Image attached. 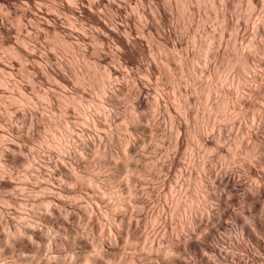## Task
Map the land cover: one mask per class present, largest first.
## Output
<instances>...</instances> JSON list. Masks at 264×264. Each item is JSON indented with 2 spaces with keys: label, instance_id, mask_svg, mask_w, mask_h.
Segmentation results:
<instances>
[{
  "label": "bare ground",
  "instance_id": "6f19581e",
  "mask_svg": "<svg viewBox=\"0 0 264 264\" xmlns=\"http://www.w3.org/2000/svg\"><path fill=\"white\" fill-rule=\"evenodd\" d=\"M47 2V3H50V9L49 10H51V11H53L52 13H49V12H47V11H49V10H43V8H45V7H47V6H43V8H42V6L40 5V3L39 2ZM123 2H125L126 3V1H124V0H122ZM122 1L120 2V0L119 1H114V0H0V5H2V7L4 6L5 8H7L8 10H13V14L15 15V16H17V18L16 17H14L15 18V20H16V22L15 23H13L12 21H11V23L12 24H15V27H13V25H11L10 23H9V21H8V17L7 16H4L3 14H1L2 13V10L0 11V42H1V44H5V43H8V42H10V41H12V40H10V38H9V34L11 33V32H13V30H20L19 28H21L20 26H19V24H20V20L21 19H24V18H28L27 19V21H29L31 24V26L33 27V26H37V27H39V28H43V30L42 31H44L45 30V33L47 34V35H52L53 36V38H55V39H57L59 42H61L66 48H68V49H70L71 50V52H72V50L74 51V49L76 50L77 48L79 49L80 48V46H79V44L78 43H80V42H82V43H84V41L86 40V36H85V32H86V28L84 29V27H83V25L85 24L86 25V23L85 22H90V23H92V24H94V26H95V28H97L98 29V32L95 30V29H93V31L95 30L97 33V36H95V40H94V42H95V44H96V46L98 47L97 49H98V52L97 51H95V52H97L96 54H94V56L92 55V50L89 52V51H85V53L83 52V54H80L81 55V61H82V58L83 59H87L86 61H88V59H93L96 63H101V62H108L109 63V61H105L106 59H107V55L106 54H108L107 52H106V54L104 53V49H105V42L107 41V43H108V40L109 41H111V43L115 46H117L118 48H119V51H118V55H119V57H118V55L117 54H115L114 52H113V54H115L116 56H117V58L116 59H122V60H128V61H131L132 59H133V57L134 58H136L135 57V55H137V54H142L143 52H145V50H146V48L144 49V45L142 44V41L140 40V39H138V37H135L134 36V32H133V29H132V27L128 24L129 22H128V19L129 18H127V17H125V13H127V12H125V13H123V17L125 18V23H124V25H123V23H122V25L120 26L119 24H120V21L118 22L119 24H116V22L115 21H113V22H115L114 24H112L111 22V19H109V21H111V22H108V21H106L105 20V18L103 19V18H101L100 16V9L99 8H97V7H102V8H104L105 9V12H106V10H107V12L106 13H108V11L112 14V15H115V17L118 19L119 17V15H121V13L123 12V8L126 6L127 8H128V6L127 5H125L123 8H122ZM147 1V0H146ZM149 1V0H148ZM155 1V0H154ZM158 3V6H159V3H160V1H158V0H156ZM167 1V0H166ZM186 1H189V0H183V3H185ZM191 1V0H190ZM195 1V0H194ZM201 1H203V0H201ZM209 1H211V0H209ZM228 1V0H227ZM226 1V2H227ZM252 1V0H251ZM127 2H128V0H127ZM180 2H182V1H180V0H169L168 1V8H167V10H168V12H167V14H166V11L167 10H165V13L163 12L164 11V9H163V11L161 12H156V13H158L156 16H158V18L160 19V21H161V23L164 25V24H167V23H169L170 22V24H171V22L173 21V19H174V16L176 15V10H177V8L179 7L178 5H182V4H180ZM192 2V1H191ZM197 2V1H196ZM195 2V3H196ZM199 2V1H198ZM204 2V1H203ZM224 2H225V0H224ZM257 2H259V1H257ZM47 3H45V4H47ZM166 3V2H165ZM189 3V2H188ZM209 3V2H208ZM228 3V2H227ZM230 3H232V1L230 2ZM127 4V3H126ZM156 4V3H155ZM156 4V5H157ZM189 4H191V3H189ZM17 5H20V7H19V9H17ZM184 5V4H183ZM186 5H187V3H186ZM185 5V6H186ZM165 6V5H164ZM226 6V5H225ZM125 7V8H126ZM141 7V6H140ZM161 7V6H160ZM159 7V8H160ZM192 7V6H191ZM233 7H234V5H233ZM97 8V10L99 9V11H97L96 10V12H98V13H96L95 12V9ZM125 8H124V10H125ZM165 8V7H164ZM188 8V7H187ZM193 8H195V7H193ZM47 9V8H46ZM104 9H103V11H104ZM143 9V8H142ZM156 9V8H155ZM158 9V8H157ZM156 9V10H157ZM161 9V8H160ZM227 9V8H226ZM145 10V9H144ZM179 10V9H178ZM190 10H192V9H190ZM194 10H196V9H194ZM193 10V11H194ZM103 11H101V14H102V12ZM186 11V10H185ZM192 11V12H193ZM11 12V11H10ZM170 12V13H169ZM188 12H189V10H188ZM191 12V13H192ZM12 13V12H11ZM132 13V12H131ZM145 13V12H144ZM196 13H199V12H197L196 11ZM10 14V13H9ZM39 14H41L43 17L42 18H40L39 17ZM58 14H62V15H64V16H67L66 18L68 19V21L69 22H67L68 24H66V25H62V23H63V21H60V16H58ZM109 14V13H108ZM108 14H106V15H108ZM125 14V15H124ZM152 14V13H151ZM104 15H105V13H104ZM188 15V14H187ZM194 15V12H193V14H192V16ZM222 15V14H221ZM10 16V15H9ZM127 16H129V14H127ZM132 16V15H131ZM217 16V15H216ZM223 16V15H222ZM226 16V15H225ZM224 16V17H225ZM63 17V16H62ZM110 17V16H109ZM149 17V16H148ZM153 17V16H152ZM176 17V16H175ZM190 17H191V15H190ZM196 17V16H195ZM10 18V17H9ZM14 18L12 19V20H14ZM122 18V17H121ZM123 18V19H124ZM134 18V17H133ZM155 18H157V17H155ZM158 18H157V20H158ZM197 18V17H196ZM223 18V17H222ZM40 19H42L43 20V22H39V20ZM65 19V18H64ZM114 19V18H113ZM112 19V20H113ZM117 19H115V20H117ZM187 19V18H186ZM194 19V18H193ZM218 19V18H217ZM25 20V19H24ZM119 20V19H118ZM130 20H132V18H130ZM183 20V19H182ZM224 20V19H223ZM152 21V20H151ZM159 21V20H158ZM202 21V20H201ZM28 22V23H29ZM62 22V23H61ZM122 22V21H121ZM132 22V21H131ZM156 22V21H155ZM160 23V22H159ZM200 23V22H199ZM198 23V24H199ZM21 24H22V22H21ZM147 24V23H146ZM149 24V23H148ZM170 24H168V25H170ZM201 24V23H200ZM67 25H69V27H67ZM84 25V26H85ZM88 25V24H87ZM154 25V24H153ZM160 24H158L157 25V23H156V26L158 27ZM162 25V26H163ZM172 25V24H171ZM177 25V24H176ZM202 25V24H201ZM228 25V24H227ZM238 25V24H237ZM25 26V25H24ZM41 26V27H40ZM64 26H66V28L64 27ZM93 26V25H92ZM133 26H134V24H133ZM149 26V25H148ZM185 26V25H184ZM28 27V26H27ZM136 27V26H135ZM135 27H133V28H135ZM150 27V26H149ZM155 27V26H154ZM164 28H166L167 26L166 25H164L163 26ZM169 27V26H168ZM172 27V26H171ZM177 27H178V25H177ZM177 27H175L174 26V28H177ZM201 27V26H200ZM225 27V26H224ZM39 28H36V29H38L39 30ZM77 28H79V30L80 31H76L75 29H77ZM152 28H153V26H152ZM163 28V29H164ZM257 28V27H256ZM34 29V28H33ZM35 29V30H36ZM88 29V28H87ZM120 29L122 30V31H120ZM155 29V28H154ZM166 29H168V28H166ZM179 28H177V29H175V30H178ZM203 29V28H202ZM228 29V28H227ZM258 29V28H257ZM260 29V28H259ZM259 29H258V34H259ZM137 30V29H136ZM156 30V29H155ZM165 30V29H164ZM174 30V29H173ZM204 30V29H203ZM159 31V30H158ZM161 31H163L162 30V28H161ZM179 31V30H178ZM205 31H207V30H205ZM256 31V30H255ZM39 32V31H38ZM37 32V33H38ZM122 34H121V33ZM183 32V31H182ZM187 32V31H186ZM221 32V31H220ZM15 33H17V32H15ZM14 33V35H17V34H15ZM37 33H36V36H37ZM44 33V32H43ZM88 34H89V32H87ZM92 33H94V32H92ZM91 33V34H92ZM135 33H138V32H136L135 31ZM160 33V32H159ZM164 33V32H163ZM174 33V32H173ZM176 33V32H175ZM177 33H179V34H181V37H183V35H182V33L179 31V32H177ZM225 33V32H224ZM19 34V33H18ZM170 35L171 36V31L168 29L167 31H166V35ZM212 34V33H211ZM260 34H263V33H260ZM28 35V34H27ZM39 35H41V33L39 34ZM45 35V34H44ZM87 35V34H86ZM90 35V34H89ZM88 35V36H89ZM162 35V34H161ZM167 35V39H170V38H168L169 36ZM177 35V34H176ZM196 35V34H195ZM206 35V34H205ZM210 35V34H209ZM237 35V34H236ZM46 36V35H45ZM88 36H87V38H88ZM159 36H160V34H159ZM164 36V35H163ZM162 36V37H163ZM180 36V35H179ZM178 36V37H179ZM207 36V35H206ZM211 36V35H210ZM141 37V36H140ZM161 37V36H160ZM174 38L173 39H175V35L173 36ZM177 37V36H176ZM35 38V37H34ZM92 38V37H91ZM94 38V37H93ZM144 38V37H143ZM164 38V37H163ZM213 37L211 36V39H212ZM17 39V38H16ZM27 39V38H26ZM90 39V38H89ZM166 39V36H165V40L163 39H161L162 40V42L158 45V47L160 48V50H159V48H157L159 51H161V49L164 51H168L169 50V52H167V54L169 53V56H167L166 55V53H165V51L164 52H162V53H165V56H166V58H165V56H162L161 55V57H163V58H165V60L162 58V62H166V66H167V68L166 69H168L169 70V74L165 77V78H167L168 76H169V78H167V79H170L173 83V85H175L176 87H177V85H179V83H183V82H180V81H183L182 79L187 75V74H189L190 75V73L189 72H191V71H189V68H192L191 66V63H190V61H192V60H189V58H190V55H189V53L185 50L184 51V46H183V50L182 49H179L180 48V46L181 45H179V44H181L182 42H183V40L181 39L180 41H182V42H180L179 43V40H178V42L177 43H179V44H177L176 43V41H177V39H175L176 41L174 42V41H172V43H170L168 40ZM207 39L208 40H210V38L209 37H207ZM29 40V39H28ZM32 40H35V39H32ZM50 40V39H49ZM75 42H74V41ZM92 39H90V41H91ZM157 40V39H156ZM160 40V41H161ZM166 40L168 41V42H166ZM184 40H185V38H184ZM205 40V39H204ZM40 41V40H39ZM89 41V40H88ZM88 41H87V43H88ZM170 41H171V39H170ZM202 41V40H201ZM205 41H207V40H205ZM205 41H204V43H205ZM15 42V41H14ZM26 42V41H25ZM29 42V41H28ZM27 42V43H28ZM92 42H93V40H92ZM143 42H144V40H143ZM235 42V41H234ZM18 43V42H17ZM16 43V44H17ZM20 43V42H19ZM86 43V44H87ZM144 43H146L147 44V42H144ZM151 43V42H150ZM159 43V42H158ZM186 43V42H185ZM203 43V42H202ZM206 43H208V42H206ZM203 44V45H205V46H207V44ZM21 45L23 44V43H20ZM30 45L32 44L33 45V43H29ZM34 44H38V43H35L34 42ZM61 44V45H62ZM81 44V43H80ZM89 44V43H88ZM88 44L87 45H85V46H88ZM105 44V45H104ZM112 44H110V45H112ZM183 44V43H182ZM24 45L25 44H23V46H20L19 44H17L15 47H13V54L16 56V58L18 57V59L20 58V59H23V61H26V60H30V59H35L37 56H36V54H37V52L35 53L33 50H32V48H28V46H27V48H25L24 47ZM56 45V44H55ZM82 45H84V44H82ZM13 46V45H12ZM40 46V45H39ZM53 46V45H52ZM91 46V45H90ZM115 46V47H116ZM148 46V45H147ZM188 45L186 44V46L185 47H187ZM30 47V46H29ZM33 47V46H32ZM37 47V46H36ZM84 47V46H83ZM93 47H95V45L93 46ZM108 47H110V46H108ZM114 47V48H115ZM192 47V46H191ZM208 47H209V45H208ZM216 47V46H215ZM81 48H82V46H81ZM81 48L79 49V51L81 50ZM89 48V47H88ZM87 48V49H88ZM111 48V47H110ZM113 47L111 48V49H114ZM169 48H171V50L169 49ZM188 48V47H187ZM186 48V49H187ZM256 48V47H255ZM254 49V48H253ZM85 50V49H84ZM116 50V49H115ZM191 50V49H190ZM248 50V49H247ZM11 51V50H10ZM36 51V50H35ZM82 51H83V49H82ZM43 53H44V51H42ZM41 51H40V53H42ZM55 52V51H54ZM117 52V51H116ZM192 52H193V49H192ZM39 53V54H40ZM79 53V52H78ZM148 53V52H147ZM214 53V52H213ZM220 53V52H219ZM47 54H48V52H47ZM47 54H46V56H47ZM68 54V53H67ZM199 54V53H198ZM215 54H216V52H215ZM237 54V53H236ZM248 54V53H247ZM42 54H40L39 56H41ZM44 55V54H43ZM79 55V54H78ZM114 55V56H115ZM209 55V54H208ZM244 55V54H243ZM257 55H258V53H257ZM45 56V55H44ZM48 56H49V54H48ZM214 56V55H213ZM42 57V60L44 61V59L46 60V57H44L43 58V56H41ZM50 57V56H49ZM152 57V56H151ZM161 57H160V59H161ZM193 58L195 57V54L192 56ZM191 57V58H192ZM244 57H245V55H244ZM250 57V56H249ZM248 57V58H249ZM16 58H14V59H16ZM48 58V57H47ZM51 58V57H50ZM49 58V59H50ZM60 58V57H59ZM80 58V57H79ZM159 58V57H158ZM236 58V57H235ZM241 58V57H240ZM239 58V59H240ZM243 58V57H242ZM241 58V63L243 64V66H245V68H247V64H248V61L247 60H245V59H247V56H246V58L245 59H242ZM14 59H12V60H14ZM47 60V61H50V60ZM61 59V58H60ZM136 59H139V57H137ZM136 59H133V60H136ZM160 59H158V60H160ZM68 60V59H67ZM113 59H111V61H112ZM195 60V59H194ZM238 60V59H237ZM248 60H250V59H248ZM255 60V59H254ZM31 61H33V60H31ZM36 60H34V62H35ZM38 61V60H37ZM36 61V62H37ZM46 61V62H47ZM110 61V62H111ZM228 61V60H227ZM39 62V61H38ZM45 62V61H44ZM50 62H52V61H50ZM49 62V63H50ZM90 62V61H89ZM119 62V61H118ZM137 62V61H136ZM195 62V61H194ZM212 62V61H211ZM239 62V61H238ZM22 63V62H21ZM41 63V62H40ZM48 63V62H47ZM53 63V62H52ZM87 63V62H86ZM95 63V64H96ZM107 63V64H108ZM112 63V62H111ZM127 63V62H126ZM138 63V62H137ZM158 63V62H157ZM227 63V62H226ZM236 63V62H235ZM262 64H263V66H264V60H263V62H261ZM42 64H43V62H42ZM45 64V63H44ZM116 64V63H115ZM136 64V63H135ZM151 64V63H150ZM155 64V63H154ZM162 64V63H161ZM222 64V63H221ZM1 65V64H0ZM13 65H14V63H13ZM71 65V64H70ZM88 65V64H87ZM97 65V64H96ZM101 65V64H100ZM191 65V66H190ZM2 66V65H1ZM3 66H4V64H3ZM42 66H44V65H42ZM41 66V68H43ZM49 66H53V65H49ZM103 66V65H102ZM157 65H152V66H149L150 67V70H149V75L150 76H153V75H156L157 73L159 74L160 72V69L158 70L157 68L158 67H156ZM165 66V67H166ZM190 66V67H189ZM252 66V65H251ZM62 67V66H61ZM64 68H65V66H63ZM62 67V68H63ZM68 67V66H67ZM77 67V66H76ZM90 67V66H89ZM96 67V66H95ZM93 68L91 71H92V73L94 72V74L95 75H93V76H91L92 78H94V80H95V76H97L98 74H97V72L94 70V69H96V68ZM97 67H98V65H97ZM113 67V66H112ZM112 67H110V69H108V70H106V71H103L104 72V80L107 82L109 79H110V77L112 76V75H114L115 74V71L117 70H113V69H111ZM9 68H11V67H9ZM13 68V67H12ZM25 68V67H24ZM32 68H33V66H32ZM35 68V67H34ZM51 68V67H50ZM47 65H46V67L44 68L48 73H50L51 75H52V77H54L55 76V78L57 79V80H59L62 84H65V85H68L69 83H71L69 80V78L67 77L66 78V76L65 75H63V71H61V73L60 72H58L59 71V68L58 67H56V69L58 70V71H53V70H51ZM52 68H54V67H52ZM62 68H60V69H62ZM64 68L62 69V70H64ZM162 68V67H161ZM243 68V67H242ZM262 68V67H261ZM29 69V68H28ZM40 69V68H39ZM55 69V70H56ZM71 69V68H70ZM88 69L89 68H84V71H86L87 70V72L89 73V71H88ZM99 69V68H98ZM193 69V68H192ZM214 69V68H213ZM228 69V68H227ZM11 70V69H10ZM32 70V69H31ZM78 70V69H77ZM94 70V71H93ZM167 70V71H168ZM244 70V69H243ZM242 70V71H243ZM37 71H39V70H37ZM36 70L34 71L35 73L37 72ZM206 71V70H205ZM204 71V72H205ZM224 71V70H223ZM241 71V72H242ZM33 72V73H34ZM42 72H45V71H43L42 70ZM80 72V71H79ZM82 72V71H81ZM81 72H80V74H81ZM118 72V71H117ZM207 72V71H206ZM2 73V72H1ZM38 73V72H37ZM66 73V72H65ZM91 73V72H90ZM101 73V72H100ZM165 73V72H164ZM211 73V72H210ZM45 74V73H44ZM75 74V73H74ZM97 74V75H96ZM207 74H208V77L209 78H211L212 76L213 77H215L214 75H212L211 77H210V74L207 72ZM10 75V74H9ZM33 75V74H32ZM45 75H47V74H45ZM54 75V76H53ZM72 75V74H71ZM83 75V74H82ZM102 75V74H101ZM165 75V74H164ZM192 75V74H191ZM239 75V74H238ZM238 75H236V77L238 76ZM255 75V74H254ZM263 75V74H262ZM20 76V75H19ZM26 76V75H25ZM36 76L38 77V75L36 74ZM85 76H87L88 77V75L85 73ZM240 76V75H239ZM40 77V76H39ZM42 77V76H41ZM84 77V76H83ZM87 77H85V78H83V79H85V81H84V83H86L87 84ZM90 76L88 77V78H91ZM113 77V76H112ZM111 77V78H112ZM114 77H115V75H114ZM243 77V76H242ZM32 78V77H31ZM75 78V77H74ZM100 78V77H99ZM103 78V77H102ZM143 78V77H142ZM253 78V77H252ZM34 79V78H33ZM36 79V78H35ZM41 79V78H40ZM69 79V80H68ZM82 79V77L80 78V80H78V81H81V80H83ZM193 79H194V77H193ZM196 79V78H195ZM215 79V78H214ZM94 80H89V81H91V82H93ZM101 80V79H100ZM124 80V79H123ZM133 80V79H132ZM186 80V79H185ZM240 81L241 80V78L239 79L238 77H237V80L236 81ZM244 80V79H243ZM253 80V79H252ZM14 81V80H13ZM52 81V80H51ZM88 81V82H89ZM96 82H97V79L95 80ZM143 80H139V82L137 83V88H139V90L138 89H136L138 92H137V95H135L136 96V99H135V101H133L134 103H133V105L131 106V109H130V113L129 114H127V116L125 117V120H126V122L129 124V126H130V128H131V130H134V131H137L138 130V128L135 126V124L134 123H136V125L137 126H141V128H142V124H141V122L142 121H144V120H140V119H145L144 118V115L142 114V112H141V114H140V110L141 109H143L144 110V108L148 111V109L151 107V106H156L158 109L159 108H163V110L164 109H167V107L169 106V103L167 104V107H166V105H164V102L166 101L165 100V98H163L164 99V101H163V99L161 98L162 96H156V97H152V94L150 95L152 98H153V100L152 99H149V94L152 92H150V93H148L149 91H148V89H147V87L146 86H144L143 85ZM59 82V83H60ZM72 82H74V81H72ZM81 82H83V81H81ZM96 82H94L95 83V85H97L96 84ZM117 82V81H116ZM115 82V84H117V85H119L118 83H116ZM195 82H196V80H195ZM198 82H200V85H199V83H198V87L196 86L194 89H193V91L195 92V94L197 93V95L200 93L201 95L202 94H206V93H210V92H212V86H210L209 84H207V82H204V83H201V81H198ZM245 82V81H244ZM253 82V81H252ZM80 83V82H79ZM84 83H82V84H84ZM94 83H91V84H94ZM107 83H110V82H107ZM112 83H113V81H112ZM122 83V82H121ZM135 83V82H134ZM163 83V82H162ZM161 83V84H162ZM166 83H169V82H166ZM171 83V82H170ZM188 83V82H187ZM194 83V82H193ZM238 83H240V82H238ZM6 84H7V82H6ZM46 84V83H45ZM73 84V83H72ZM75 84V83H74ZM89 84V83H88ZM98 84H100V83H98ZM171 84V85H172ZM225 84V83H224ZM244 84V83H243ZM114 85V84H113ZM124 85V84H123ZM122 85V86H123ZM126 85V84H125ZM124 85V87L125 88H127L126 86ZM146 85V84H145ZM148 85V84H147ZM197 85V84H196ZM239 85V84H238ZM238 85H236L237 87H238ZM249 85V84H248ZM252 85V84H251ZM33 86V85H32ZM37 86V85H36ZM70 86H71V84H70ZM91 86V85H90ZM98 86V85H97ZM101 89L104 91V81H103V83H101ZM109 86V85H108ZM128 86V85H127ZM136 86H135V88H136ZM194 86V85H193ZM21 87V86H20ZM80 87V86H79ZM94 87V86H93ZM113 87H115V86H113ZM119 87V86H118ZM121 87V86H120ZM124 87L122 88L121 87V90H120V92H122L121 94H122V97H123V92H124V90H126V89H124ZM166 87V86H165ZM240 87V86H239ZM1 88V87H0ZM25 88V87H24ZM67 88V87H66ZM70 88V87H69ZM71 88H72V86H71ZM73 88H75V87H73ZM72 88V89H73ZM106 88H107V85H106ZM105 88V89H106ZM117 88V87H116ZM129 88H132V87H129ZM158 88V87H157ZM179 88H181V86H179ZM179 88H177V93L179 94V107L178 108H180L181 110H182V118H181V116H180V121L178 122V123H176V122H171V123H176L175 125H176V128H178V130H179V132L180 133H177L178 134V136L175 138V140H172L173 141V149H174V152H173V155H172V157L171 158H168V160H169V167H167V168H173L174 170L178 167H180L179 168V173L181 174V178H183L181 181H182V183H180V176H178L179 178H177V179H179V182L178 183H180V184H182V186H183V191H184V195H183V192H182V196H183V199H182V201L180 202V204H176L177 205V211H176V213L178 212L179 213V215H180V218L178 219L175 215H174V213H173V215L176 217H173V218H175L177 221L174 223V221L173 220H175V219H173L172 217H171V211L172 210H174V209H172L171 210V208H170V206H171V200L169 201V202H171V203H167V202H160V204L158 203V201H159V199H160V194H158V192L160 191L161 192V190L159 189V191H157V193H156V195H157V197H155V194L153 193L154 192V190H151L150 188L147 190V191H145V190H143V191H145V193H144V195H142V191L141 190H139V196H138V194H137V190L135 189V187L133 186V185H135V183L133 184V182L135 181V174H139V175H141L142 174V176L143 175H147V172H151L152 173V171H155V170H157V168H158V170L160 171V169H159V166H160V168H162V165H160V164H153L152 162H154L155 161V156H154V158L155 159H152V160H154V161H152L151 162V164H148V163H143L144 161H143V158H147V153H148V151H147V153H146V157H143V153H141V151H140V149H141V147L139 148V144L137 145V147L139 148V151L140 152H138V153H140V154H138L139 156L142 154V157L140 156V158H138L139 160V162H137V161H135L136 159V157H139V156H137V154H136V156H135V149H136V145H135V142H137V141H135V142H131V140H130V137H125L124 136V138L121 140L120 139V141L118 140V138H117V144L115 143V140H116V138L115 137H112V135L113 134H110V136H108L109 137V140L111 139V141L113 140L112 138H114V143H115V146L114 147H112L113 149L112 150H109L110 148L108 147L107 148V146H106V141H104V140H106V139H108V138H106V139H104V140H102V139H100L101 138V136H100V138H98V137H96L95 136V134L93 135V136H90V137H86V139H84V143H85V145H86V149L91 153L92 152V154L94 153V155L96 156V158H93V160H94V163L96 162V159L98 160V162H99V166H103V163L101 164V162H104V164L106 163V168H107V164L111 167V170H112V174H111V176H112V178L111 179H108V182H109V180H111L110 181V183L111 182H114L115 183V181H116V183L114 184V186L115 185H118L117 184V177L119 176V175H121V174H125L126 175V177H125V175H123L122 176V178L123 177H125V181H124V183L123 184H121L122 186H123V188H124V192H126L129 196H133V201L132 202H134V204L133 205H135V203H137L138 205H140L141 207V210H138V208H139V206H138V208L136 209V210H138V211H141V213H139V212H137V213H139V214H137V215H135V211H134V214H133V212L130 210L132 207V205H131V203H130V209H128V205H127V203L129 202V201H123V197H124V195L126 194H122L121 196H122V199H120V195L118 194V196H120V197H118L117 198V194L115 193L116 192V190H115V194L116 195H114L113 194V192H110L111 190H109V189H111V188H109V184H107L108 182H106V183H104V182H101V180L99 181V179H100V177L98 176L97 177V175L95 174V173H98L99 172V175H102V174H104V173H102V172H104L105 171V166H103L104 168L102 169V168H100V167H96V165L97 164H95V166H93V168L90 166V160L89 159H83V157H81V155L82 154H80L79 153V157H81L80 159H71V157L69 156V157H66V155H61V157H59V158H61V162H60V159H59V161H58V157H56V161H58V162H56L55 160H51L52 161V163L54 162V164H53V170L51 169V170H47L46 168L44 169V168H42V167H44V165L42 166V159H40L39 157V159H40V162L42 163V164H40L41 166H37V168H32V166L34 165V163H35V157L33 158L32 156L30 157L31 158V161L32 160H34V163H32V166H31V168L33 169H28V167L26 168L25 167V169L27 170H29L30 172H28V170H27V173H28V179L26 178V180H23L22 179V177H21V181H19L18 179V181H14L13 179L12 180H10L12 177H13V175L11 174V178L9 177V179L8 178H4V176H3V173L5 172V170H4V172H1L0 174H2V175H0V189H3V190H1L2 192L3 191H10V194H8V192H7V194L6 195H3L4 194V192H3V198L1 197V202L2 201H4L6 204H10V203H12V205L13 206H15V204H17V205H21V204H23V205H33V207H35L34 205L35 204H37L38 206H39V204L41 205L40 207H42V209L43 210H41V211H33L32 209H30L29 207H26L27 209H23V210H20V211H18V207L19 206H16L17 207V210H14L13 209V207L11 206V204H10V206L12 207V209L11 208H9V207H7L8 205H6L5 207H3L2 205H4V204H2L1 206H0V228H5L6 229V233L4 232L2 235H0V241L2 242V241H4L5 242V247H6V250H10V252L12 251L13 252V250L15 251V253H16V251L17 252H19V253H16V255H15V257H14V260H13V262L11 261L13 258H10V260L8 259L7 261H11L12 263L11 264H64V262L65 261H63V260H65V258H66V256L64 257L63 255H64V251H63V249H61V247L59 248V246L61 245L62 246V244H63V242L62 241H60V242H62V244H60V243H57V244H60L58 247H57V244L56 245H53V240H55V241H57V239H59V237L56 239L55 238V236L56 235H58V234H55V236H54V234H52V232L54 231V230H52V229H54V227H56V225H58V224H60V226H61V228H63V231H61V233H64V235L66 236V238H65V243L71 248L73 245H74V248H76L75 250H77V251H73V258L72 259H70L71 260V262H70V264H78V263H80V264H193V262L192 261H194L195 260V258L193 257V258H191V261H188V259L190 258V252L191 253H195V255H196V253H202L203 252V254L204 255H207V254H209V255H211V257H210V259L213 257V258H215V260H216V262H219V264H259V259H257V258H254L253 256H245L244 254L245 253H247V252H245L244 253V251H241V252H243L244 254H243V257L245 256V258L244 259H242L241 258V253H240V255L238 256L237 255V249H236V246L237 247H239L238 245H241V244H239L240 242H238V245H236L235 244V249H234V247H232V245L230 244L229 245V240H227L226 239V241H227V243L228 244H226V243H224V239H223V241L219 238L220 237V233H219V230H218V234H219V237H218V235H217V229L215 230V228L217 227L218 229H222L223 227H225L226 226V224H225V222H224V220L227 218L228 219V216H229V214H230V212H229V209H230V207H229V209H227V205L228 204H230V206H233V205H231V204H236V203H238V202H244L246 205V207H247V205H249L250 207H251V209L253 210V211H255V212H257L256 210H259L260 211V213H258L257 212V214H263L264 213V211H263V213H261V209H263L264 210V177H262V176H259L257 173V167L256 166H253L254 168H256V169H254L253 167H251L252 166V164L253 163H251V166H250V163L248 162L247 163V160L244 162L243 161V158H241V157H239V156H241V154L238 156L239 158H241L242 159V161L243 162H241V165H242V167H237V165L236 166H228V167H225V168H217V169H215V168H213L210 164H209V153L212 151V149L214 148V150L216 149V142H217V140L220 138V135H222V134H219V133H216V132H218V131H213V117H211L209 114H205L204 112H200L197 108L195 109L194 107H191L190 105H191V103L193 104V103H196V100H198L199 98H197V97H195V96H193L192 97V95L194 94H190V88H189V92L185 89L184 91L185 92H183L181 89H179ZM183 88V87H182ZM185 88H186V86H185ZM16 89V88H15ZM23 89V88H22ZM59 89V88H58ZM71 89V90H72ZM80 89V88H79ZM110 89V88H109ZM150 89V88H149ZM154 89V88H153ZM214 89V88H213ZM51 90V89H50ZM55 90V89H54ZM75 90V89H74ZM74 90H72V91H74ZM77 90V89H76ZM94 90V89H93ZM98 90V89H97ZM111 90V89H110ZM113 90V89H112ZM114 90H115V88H114ZM133 90V89H132ZM151 90V89H150ZM159 90V89H158ZM161 90H163V89H161ZM191 90H192V88H191ZM235 90V89H234ZM45 91V90H44ZM71 91V96H69V94H68V96L66 97V95H64L65 96V98H63L62 99V103H67V106L65 107V112H66V114L67 113H69L70 111H71V109H70V106L68 105L69 103H72V105L71 106H74L75 108H76V106H81V103H83L84 102V100H85V97L87 96H84L85 94H82L81 93V91H80V94L78 93L79 91H75V92H72ZM108 92L106 93V94H108V95H106L107 96V98H105V99H107V100H109V102H112V101H114L115 99V103L117 104V105H119L118 104V102H117V97H115L116 95H114L115 94V92L120 96L121 94H120V92L118 93L116 90H115V92L113 91V92H110L109 93V90H107ZM128 91H129V89H128ZM135 90H133V92H134ZM192 91V92H193ZM250 91L253 93V94H258V95H260L259 94V90H255L254 88H250ZM264 91V90H263ZM3 92V91H2ZM83 92H86V91H83ZM106 92V91H105ZM127 92V91H126ZM132 92V91H131ZM217 92V91H216ZM225 92V91H224ZM228 92V91H227ZM231 92V91H230ZM237 92V91H236ZM58 93V92H57ZM66 93V92H65ZM101 93V92H100ZM125 93V92H124ZM128 93L129 92H127V94L126 95H128ZM136 92H134V94H135ZM153 93V92H152ZM187 93H189V94H187ZM35 94V93H34ZM38 94V93H37ZM59 94V93H58ZM88 94V93H87ZM156 94H158L157 92H156ZM173 94V93H172ZM176 94V93H175ZM184 94H187V95H189V96H191V97H187V96H185ZM194 94V95H195ZM238 94V93H237ZM264 94V93H263ZM0 95H1V93H0ZM53 94H51V95H47V97H48V99L50 100V102H51V104H53V105H56V104H54L55 102H57L58 100L56 99L57 97H54V96H52ZM55 95V94H54ZM132 95V94H131ZM201 95H199L198 97H201ZM232 95V94H231ZM23 96H24V94H23ZM46 96V95H45ZM62 96V95H61ZM90 96V95H89ZM97 96V95H96ZM125 96V95H124ZM129 96V95H128ZM155 96V95H154ZM165 96V95H164ZM233 96V95H232ZM251 96V95H250ZM46 97V98H47ZM228 97H230V96H228ZM241 97V96H240ZM264 97V96H263ZM87 98V97H86ZM169 98V97H168ZM202 98V97H201ZM204 98V97H203ZM216 98V97H215ZM223 98V97H222ZM12 99H13V97H12ZM64 99L67 101V102H65L64 101ZM172 99H174V98H172ZM210 99V98H209ZM240 99V98H239ZM251 99V98H250ZM253 99V98H252ZM251 99V100H252ZM149 100H152V103L149 101ZM171 100V99H170ZM21 101V100H20ZM42 101V100H41ZM64 101V102H63ZM86 101V100H85ZM120 101V100H119ZM125 101V100H124ZM169 101V100H168ZM200 101V100H199ZM199 101L197 102V103H199ZM215 101V100H214ZM61 102V101H60ZM107 102V101H106ZM108 102V103H109ZM167 102V101H166ZM220 102V101H219ZM223 103H227L228 102V99H226L225 97L223 98V101H222ZM240 102H242L241 104H244V105H251V104H254V103H251L249 100H247V99H245V98H243L242 99V97H241V101ZM239 102V103H240ZM252 102H254V101H252ZM20 103V102H19ZM58 103V102H57ZM50 104V103H49ZM74 104V105H73ZM86 104H88L87 102H86ZM111 104H114V103H111ZM116 104H114V106H116ZM166 104V103H165ZM171 104V103H170ZM260 104V103H259ZM17 105V104H16ZM21 105V104H20ZM31 105V104H30ZM82 105H84V106H86L85 105V103H83ZM172 105V104H171ZM176 105V104H175ZM198 105V104H197ZM256 105V104H255ZM4 106V105H3ZM33 106V105H32ZM59 106H62V105H59ZM78 106V109L80 108ZM92 106V105H91ZM98 106V105H97ZM113 106V105H112ZM17 107V106H16ZM22 107V106H21ZM21 107H20V109H21ZM51 107V106H50ZM88 107V106H87ZM87 107H85V109L87 108ZM149 107V108H148ZM170 107V106H169ZM172 107V106H171ZM173 107H174V105H173ZM172 107V108H173ZM195 107H198V106H195ZM8 108V107H7ZM15 108V107H14ZM23 108V107H22ZM33 108V107H32ZM32 108H30L29 106H27V107H24L23 109H21L23 112L22 113H25V115L27 116V117H29L32 121H33V119L35 120L37 117H36V111H34ZM45 108V107H44ZM59 108V107H58ZM62 109H63V107H61ZM81 108H83V106L81 107ZM80 108V109H81ZM222 107H220V106H218L217 104L216 105H213V108L211 107V109H213V113L211 112V115H214V116H216V115H219V113H220V109H221ZM241 108V107H240ZM246 108V107H245ZM264 108V107H263ZM19 109V108H18ZM50 109V108H49ZM84 109V110H85ZM153 109V108H152ZM168 109H170V108H168ZM174 109V111L176 112L177 110H175V108H173ZM177 109V108H176ZM260 109V108H259ZM5 110H6V108H5ZM10 110H12V109H10ZM21 110H18V111H20L21 112ZM47 110V109H46ZM61 110V109H60ZM77 110V109H76ZM83 110V109H82ZM87 110V109H86ZM85 110V111H86ZM160 110V109H159ZM162 110V109H161ZM203 110V109H202ZM209 110V109H208ZM222 110V109H221ZM16 111H17V109H16ZM166 110H164V112H165ZM169 111H171V109L169 110ZM168 111V112H169ZM210 111V110H209ZM13 112H15V109L13 110ZM19 112V113H20ZM73 112V111H72ZM76 112V111H75ZM74 112V113H75ZM111 112V111H110ZM159 112V111H158ZM164 112H161V113H164ZM180 112V111H179ZM235 112V111H234ZM16 113V112H15ZM21 113V114H22ZM38 113V112H37ZM74 113H72L73 115V117L75 116L74 115ZM86 113H88V111H86ZM92 113V112H91ZM107 113V112H106ZM120 113V112H119ZM146 113V112H145ZM166 113V112H165ZM171 113V112H170ZM218 113V114H217ZM12 114H14V113H12ZM17 114V113H16ZM70 114V113H69ZM76 115H77V113H75ZM148 114V113H147ZM177 114V113H176ZM38 115V114H37ZM59 115V114H58ZM82 115V114H81ZM87 115V114H86ZM109 115V114H108ZM153 115V114H152ZM162 115V114H161ZM164 115V114H163ZM166 116H167V118H169L168 116L170 115H167V114H165ZM229 115V114H228ZM13 116V115H12ZM12 116H11V118H12ZM25 116V117H26ZM65 116V115H64ZM88 116V115H87ZM99 116V115H98ZM101 116V115H100ZM146 116V115H145ZM154 116H155V114H154ZM171 116V115H170ZM174 116H176L175 114H174ZM15 117H17V115H15L14 116V118ZM18 117L20 118L21 117V115L19 116L18 115ZM17 117V118H18ZM24 117V114H23V116L21 117V118H23ZM25 117H24V120H25ZM27 117H26V120L25 121H29L30 119H28L27 120ZM36 117V118H35ZM44 117V116H43ZM51 117V116H50ZM66 117H68V116H66ZM76 117V116H75ZM90 118H91V120L94 122V124L96 125V126H100V125H102V123H101V119H100V121H99V117L97 118V115L95 114V115H90L89 116ZM102 117V116H101ZM109 117H110V115H109ZM148 117V116H147ZM178 117V116H177ZM177 117H175L176 118V120H177ZM227 117V116H226ZM230 117H231V115H230ZM1 118V117H0ZM13 118V121L15 120ZM40 118H41V116H40ZM39 118V120L41 121V119ZM78 118V117H77ZM88 118V117H87ZM90 118H89V120H90ZM120 118V117H119ZM149 118H151V116L149 115ZM154 118V117H153ZM179 118V117H178ZM224 118V117H223ZM43 119V118H42ZM64 119V118H63ZM76 119V118H75ZM84 119H85V117H84ZM156 119H157V117H156ZM169 119H173V118H169ZM228 119V118H227ZM2 120V119H1ZM0 120V121H1ZM4 120V119H3ZM30 120V121H31ZM123 120V119H122ZM141 122H140V121ZM155 120V119H154ZM158 120H160V119H158ZM170 120V121H171ZM174 120V119H173ZM5 121V120H4ZM24 121V122H25ZM44 121V120H43ZM47 121V122H46ZM118 121V120H117ZM121 121V120H120ZM138 121L140 122L139 123V125H138ZM145 121H147L146 119H145ZM217 121V120H216ZM249 121V120H248ZM8 122H12V121H8ZM37 122V121H36ZM44 122H46L45 124H43V122H42V124L43 125H45V126H43V127H46V128H48V130L49 131H52L51 130V128L50 127H52V128H57L58 129V127H59V129H60V127H62V129H61V131L63 130V128H64V126H65V130H64V132H66L67 134V136H69L68 134H71L70 132H71V126L73 125V123H75V122H73L72 123V125H71V122H70V120L68 119V118H66V119H64L63 120V122H61V120L60 121H57V123L59 122V126H58V124L56 125V124H54V122L53 121H49L48 119H45V121ZM53 122V123H52ZM89 122V121H88ZM161 122V121H160ZM166 122V121H165ZM1 123V122H0ZM38 123L39 122H37V124L36 125H38ZM41 123V122H40ZM55 123H56V121H55ZM61 123V124H60ZM119 123V122H118ZM143 123V122H142ZM145 123V122H144ZM155 123H156V121H155ZM159 123V121L155 124V125H153V123H152V119H151V124H152V126H150L149 125V122H148V124H147V126L149 127H145L146 129H150L151 130V128L150 127H155V126H158V127H160V125L162 126V124L160 123V125L158 124ZM216 123V122H215ZM2 124V123H1ZM9 124V123H8ZM13 124V123H12ZM12 124L11 125H9V127L10 126H12ZM21 124V123H20ZM29 124V123H28ZM31 124V123H30ZM29 124V125H30ZM34 124V123H33ZM120 124V123H119ZM123 124V123H122ZM125 124V123H124ZM169 124V123H168ZM217 124V123H216ZM215 124V125H216ZM226 124V123H225ZM240 124V123H239ZM5 125V124H4ZM3 124H2V126H4ZM36 125H35V127H36ZM39 125H41V124H39ZM56 125V126H55ZM103 125H104V123H103ZM172 125V124H171ZM174 125V124H173ZM233 125V124H232ZM259 125H261V124H259ZM6 126V125H5ZM4 126V127H5ZM14 126V125H13ZM12 126V127H13ZM28 126V125H27ZM31 126V125H30ZM33 126V125H32ZM58 126V127H57ZM74 126V125H73ZM92 126V125H91ZM96 126H94V127H96ZM105 126V125H104ZM103 126V127H104ZM145 126V125H144ZM163 126H164V124H163ZM162 126V127H163ZM218 126H220V124L218 125ZM228 126V125H227ZM226 126V127H227ZM234 126V125H233ZM257 126V125H256ZM255 126V127H256ZM1 127V126H0ZM15 127V126H14ZM38 127V126H37ZM36 127V128H37ZM41 126H39V129H42V128H40ZM101 127V126H100ZM106 127V126H105ZM153 127V128H154ZM158 127H157V129H156V127H155V130H157V131H159L160 132V130L162 129V127L161 128H159L158 129ZM172 127H174V126H172ZM230 127V126H229ZM246 127V126H245ZM254 127V128H255ZM261 127H263L262 125H261ZM261 127L259 126H257L256 128H255V132H253V131H251V134H250V139H251V144H245V143H243V142H235V143H238V144H243V146L242 147H244L243 149H241V150H243V151H245V153H244V155L245 154H249V155H251V154H253V153H256V152H258L260 155H261V160L264 162V141H262V140H259L258 139V137L257 136H260V135H257V134H260V133H262L263 132V128L261 129ZM8 128V127H7ZM11 128V127H10ZM17 128V127H16ZM50 128V129H49ZM56 128L54 129V131L56 130ZM82 128H83V126H82ZM102 128V127H101ZM101 128H99V129H101ZM123 128V127H122ZM126 128H128V127H126ZM137 128V129H136ZM141 128L139 129V130H141ZM144 128V127H143ZM142 128V129H143ZM145 128L143 129V131H148V130H145ZM152 128V131H153V133H154V129ZM234 128V127H233ZM240 128V127H239ZM2 129H4V128H2ZM1 128H0V134L1 133H3L4 134V132H5V130H6V128H5V130L3 131ZM15 129V128H14ZM19 129V128H18ZM38 129V128H37ZM69 129H70V132H69ZM85 129V128H84ZM83 129V130H84ZM86 129H87V127H86ZM103 129V128H102ZM124 129V128H123ZM165 129V128H164ZM215 129H217V126H216V128ZM221 129H222V127H221ZM242 129H244L243 128V126H242ZM8 130H9V128H8ZM8 130H6V131H8ZM12 130H13V128H12ZM12 130H11V132H12ZM25 130V129H24ZM24 130H22V131H24ZM33 130V129H32ZM34 130H35V128H34ZM97 130V129H96ZM126 130V129H125ZM149 130V131H150ZM167 130V129H166ZM174 130V129H173ZM172 130V131H173ZM177 130V129H176ZM177 130V131H178ZM217 130H219V129H217ZM230 130H232V128L230 129ZM234 130V129H233ZM262 130V131H261ZM19 131V133H20V131H21V129L20 130H18ZM17 131V132H18ZM37 131V130H36ZM43 131V130H42ZM47 131V130H46ZM57 131V130H56ZM59 131V130H58ZM61 131H59V133H60V137H61ZM87 131V130H86ZM85 131V132H86ZM90 131V130H89ZM128 131H129V128H128ZM133 131V133L135 134V132ZM142 131V132H143ZM148 131V133H151V131L149 132ZM157 131H155L156 133H157ZM162 131V133H163V129L161 130ZM170 131V130H169ZM175 131V130H174ZM222 131V130H221ZM223 131L225 132V129L223 128ZM227 131V130H226ZM229 131V130H228ZM237 131V130H236ZM261 131V132H260ZM15 132H16V130H15ZM16 132V133H17ZM32 132V131H31ZM30 132V133H31ZM64 132H62V133H64ZM119 132V131H118ZM137 132H139L138 134H140L141 132L140 131H137ZM136 132V133H137ZM145 132H144V134H145ZM159 132H158V135H159ZM167 132V131H166ZM189 132H192L191 134H193V137H195V139H196V142H197V147H195V148H197L196 150H195V148H194V150L196 151L195 153H194V158L191 160L190 158H188V162H190L189 161V159L191 160V163H187V162H184V161H182V160H184V159H182V158H180L181 156H182V153H183V149L185 148V147H187V146H185L186 145V141H188L187 139H189L190 140V137H189V135H188V137H186L185 135H186V133H189ZM232 132V131H231ZM234 132V131H233ZM240 132V131H239ZM253 132V133H252ZM258 132H260V133H258ZM5 133H7V132H5ZM10 132H8V134H9ZM13 133V132H12ZM11 133V134H12ZM18 133V134H19ZM24 132H22L21 134H23ZM56 133H58V132H56ZM103 133V132H102ZM156 133H154V134H156ZM221 133V132H220ZM230 133V132H229ZM243 133V132H242ZM8 134H7V136H8ZM17 134V135H18ZM21 134H19L18 136H20ZM25 134V133H24ZM84 134V133H83ZM86 134V133H85ZM84 134V135H85ZM87 134H88V131H87ZM89 134H91L92 135V133L90 132ZM126 134V133H125ZM161 134V133H160ZM166 134V133H165ZM164 134V135H165ZM190 134V135H191ZM224 134V133H223ZM263 134H264V132H263ZM10 135V134H9ZM13 135V134H12ZM12 135H10L7 139H9ZM16 134H14V136H15ZM26 135H28V133L26 132ZM40 135V134H39ZM42 135V134H41ZM51 135V134H50ZM56 135V134H55ZM59 135V134H58ZM57 135V136H58ZM65 135V134H64ZM64 135H62L63 137H64ZM73 135V134H72ZM79 135H81L80 133H79ZM147 135V134H146ZM145 135V136H146ZM157 135V134H156ZM157 135V136H158ZM162 135V134H161ZM163 135V136H164ZM171 135V134H170ZM174 135V134H173ZM225 135V134H224ZM228 135V134H227ZM235 135H237V134H235ZM0 136H3V135H0ZM24 136V135H23ZM30 136H33V135H31L30 134ZM29 136V137H30ZM45 136V135H44ZM155 136V135H154ZM162 136V137H163ZM168 136V135H167ZM166 136V137H167ZM184 136L187 138V139H185L184 138ZM232 136V135H231ZM233 136H234V134H233ZM238 136V135H237ZM237 136H235V137H237ZM261 136H262V134H261ZM71 137H73V136H71ZM70 137V138H71ZM78 137V136H77ZM103 137V136H102ZM136 137H138V136H136ZM172 137V139L174 138L173 136H171ZM191 137H192V135H191ZM192 137V138H193ZM226 137V136H225ZM6 138V137H5ZM5 138H3V139H5ZM17 138V136H15L14 138L12 137L11 139H16ZM21 138H22V135H21ZM27 138V137H26ZM35 138V137H34ZM37 138V137H36ZM67 139L69 138V137H66ZM134 138V137H133ZM139 138V137H138ZM169 138V137H168ZM226 138H228V137H226ZM233 138V137H232ZM240 138V137H239ZM249 138V137H248ZM2 139V140H3ZM6 140V141H8V142H6V143H4V145L2 144L3 142H2V140H1V146L2 147H4V148H2V149H0V154L5 158V160L6 161H8L9 163L8 164H6V163H4V164H6L7 166H9L10 165V167H11V165L13 166V164H15V163H17V162H21V164H23L22 162L24 161V166H25V164H26V166H27V164L28 163H26L25 161H27V159L26 158H28V156H26V158L25 157H21L20 156V154L18 155L17 153H19V152H24V154L23 155H28V154H25V153H27V151L25 152V150L23 151V149L21 150V148L15 143L17 140H15V142L13 141V140ZM29 139V138H28ZM27 139V140H28ZM61 139H63V138H61ZM60 139V140H61ZM66 139V140H67ZM74 139V138H73ZM72 139V140H73ZM82 139V138H81ZM141 139H142V137H141ZM144 139H145V137H144ZM144 139H142V140H140V138H139V140H140V142L142 143L143 141H144ZM230 139V138H229ZM235 139V138H234ZM237 139V138H236ZM235 139V141H237ZM264 139V138H263ZM19 140H22V139H19ZM23 140H24V137H23ZM23 140H22V142H23ZM26 140V141H27ZM41 140V139H40ZM53 140V139H52ZM68 140H71V139H68ZM76 140V139H75ZM74 140V141H75ZM137 140V139H136ZM160 140V139H159ZM186 140V141H185ZM226 140V139H225ZM26 141H25V143H26ZM30 141H31V139H30ZM46 141V140H45ZM73 141V142H74ZM77 141H79V140H77ZM145 141H146V139H145ZM172 141H170V142H172ZM224 141V140H223ZM222 141V142H223ZM21 142V141H20ZM19 142V143H20ZM27 142H29V141H27ZM48 142H50V141H48ZM54 142V141H53ZM108 142V141H107ZM139 142V141H138ZM137 142V143H138ZM189 142V141H188ZM194 142V141H193ZM196 142H194V143H196ZM221 142V141H220ZM227 142V141H226ZM231 142V141H230ZM18 143V142H17ZM23 144V146L25 145L26 146V144ZM32 143H33V141H32ZM37 143V142H36ZM39 143H40V141H39ZM55 143H57V142H55ZM59 143V142H58ZM77 143H79V142H77ZM82 143V142H81ZM112 143V142H111ZM111 143H110V145H111ZM164 143V142H163ZM233 143V142H232ZM21 144V143H20ZM43 144V143H42ZM143 144V143H142ZM160 144V143H159ZM187 144H189V143H187ZM193 144V143H192ZM231 144V143H230ZM28 145H29V143H28ZM30 145H32V144H30ZM52 145V144H51ZM60 145V144H59ZM76 145V144H75ZM81 145V144H80ZM82 145H83V143H82ZM81 145V146H82ZM145 145V144H144ZM170 145H172V143H170ZM225 145V144H224ZM22 146V147H23ZM36 146V145H35ZM45 146V145H44ZM79 146V145H78ZM109 146V145H108ZM111 146H113V144L111 145ZM148 146V145H147ZM146 146V148H148ZM154 146H156V145H154ZM164 146V145H163ZM220 146H222L221 144H220ZM220 146L218 147L217 146V148H220ZM240 146V145H239ZM27 147V146H26ZM32 147V146H31ZM68 147V146H67ZM74 147V146H73ZM73 147H72V149H73ZM75 147H77V146H75ZM143 147H145V146H143ZM169 146H167V148H168ZM172 147V146H171ZM170 147V148H171ZM191 147V146H190ZM227 147V146H226ZM241 147V146H240ZM39 148H44V147H38V149ZM54 148V147H53ZM56 148V147H55ZM62 148V147H61ZM65 148H66V146H65ZM85 148V147H84ZM154 148V147H153ZM162 148V147H161ZM223 148H225V147H223ZM222 148V149H223ZM234 148V147H233ZM237 148V147H236ZM25 149V148H24ZM28 150H30L29 149V147L27 148ZM26 149V150H27ZM35 149H36V147H35ZM34 149V150H35ZM38 149H36V150H38ZM45 150L44 151H46V147L44 148ZM60 148H58V150H59ZM67 149V148H66ZM69 149H71V148H69ZM79 149H81L82 150V148H79ZM84 150L83 149V151H84V153H85V151H87V150ZM149 149V148H148ZM159 149V148H158ZM166 149V148H165ZM21 150V151H20ZM32 150H33V148H32ZM31 150V151H32ZM33 150V151H34ZM41 150V149H40ZM40 150H38V151H40ZM43 150V149H42ZM48 150V149H47ZM51 150V149H50ZM54 150V149H53ZM55 150H57V149H55ZM55 150H54V152H55ZM68 150V149H67ZM154 150V149H153ZM168 150V149H167ZM170 150H172V149H170ZM186 150V149H185ZM189 150V149H188ZM187 150V151H188ZM214 150H213V152H214ZM220 150H221V148H220ZM220 150H218V151H220ZM226 150V149H225ZM228 150V149H227ZM226 150V151H227ZM231 150V149H230ZM18 151V152H17ZM33 151H32V155H35L36 154V151L34 152L35 154H33ZM43 151V152H44ZM60 151V150H59ZM58 151V152H59ZM64 150H62V152H63ZM75 151V150H74ZM82 151V152H83ZM152 151V150H151ZM164 151H166V150H164ZM216 151H217V149H216ZM215 151V152H216ZM221 151H224V150H221ZM239 151V150H238ZM42 152V151H41ZM42 152V153H43ZM48 152H50L51 153V151H49L48 150ZM53 152V151H52ZM67 152V151H66ZM71 152V151H70ZM80 152V151H79ZM143 152V151H142ZM157 152V151H156ZM162 152H163V150H162ZM162 152H160V153H162ZM167 152V151H166ZM170 152V151H169ZM186 152V151H185ZM183 153V158H185V154H187V153ZM192 152H194V151H192ZM230 152V151H229ZM228 152V153H229ZM29 154H30V151L28 152ZM42 153L40 154V156L42 155ZM45 153V152H44ZM60 153H61V151H60ZM78 153V152H77ZM77 153H75V154H77ZM87 153V152H86ZM90 153H87V154H90ZM164 153V152H163ZM171 153H172V151H171ZM191 153V152H190ZM218 153V152H217ZM220 153H222V152H220ZM226 152H224V153H222V154H225ZM233 153V152H232ZM232 153H231V155H232ZM238 153V152H237ZM21 154V155H22ZM47 154H49V153H47ZM68 154H69V152H67V156H68ZM73 154V153H72ZM168 153H166V155H167ZM214 154V153H213ZM1 155H0V159L2 158L1 157ZM39 156V153H37L36 154V156ZM50 155V154H49ZM53 154H51V156H52ZM58 156H59V153L57 154ZM56 155V156H57ZM106 155V156H105ZM151 155V154H150ZM154 155V154H153ZM152 155V156H153ZM161 155V154H160ZM160 155H158L159 157H160ZM187 155H189V152H188V154ZM193 154L191 153V156H192ZM216 155V154H215ZM220 155V154H219ZM218 154L216 155V156H219ZM243 155V154H242ZM44 155H42L41 157H43ZM48 156V155H47ZM46 155H45V157L48 159L49 157H47ZM54 156V155H53ZM75 155L73 154V157H74ZM85 156H88V155H86L85 154ZM91 156H93V155H91L90 154V156L89 157H91ZM94 156V157H95ZM157 156V155H156ZM168 156V155H167ZM210 156H212V154L210 155ZM214 156V155H213ZM213 156L211 157L212 159H213ZM215 156V157H216ZM222 156V155H221ZM220 156V157H221ZM224 156V155H223ZM226 156H228V154L226 155ZM255 156H257L256 154H255ZM89 157H87V158H89ZM162 157H163V159H164V156L162 155ZM168 157H170V156H168ZM188 156H186V158H187ZM215 157H214V159H215ZM225 157V156H224ZM231 157V156H230ZM244 157V156H243ZM245 157H247V156H245ZM249 157V156H248ZM251 157V156H250ZM249 157V158H250ZM4 158H2V159H4ZM54 158V157H53ZM86 158V157H85ZM185 158V159H186ZM192 158V157H191ZM210 158V159H211ZM1 159V160H2ZM26 159V160H25ZM36 159H37V157H36ZM50 159H51V157H50ZM91 159V158H90ZM113 159H118V160H120L119 162H115ZM135 159V160H134ZM158 159V158H157ZM160 159H161V157H160ZM163 159H162V161H163ZM180 159H182V160H180ZM217 159V158H216ZM223 159V158H222ZM225 159V158H224ZM238 159V158H237ZM245 159V158H244ZM38 160V159H37ZM46 160V159H45ZM49 160V159H48ZM47 160V161H48ZM63 160V161H62ZM88 160H89V162H88ZM117 160V161H118ZM159 160V159H158ZM166 160H167V158L165 159V163H166ZM167 160V161H168ZM233 160V159H232ZM236 160V159H235ZM249 160V159H248ZM51 161L50 162H46L47 164H49V163H51ZM212 161V160H211ZM214 161V160H213ZM218 161V160H217ZM234 161V160H233ZM233 161L231 162L232 164H233ZM239 161V160H238ZM241 161V160H240ZM262 161L260 162V163H262ZM11 162L13 163V164H11ZM37 162L38 161H36V165H37ZM44 162V161H43ZM92 162V161H91ZM156 162H157V160H156ZM215 162V161H214ZM224 162V161H223ZM259 162V161H258ZM258 162H256V163H258ZM45 163V162H44ZM51 163V164H52ZM89 163V164H88ZM161 163V162H160ZM163 163V162H162ZM216 163V162H215ZM214 163V164H215ZM219 163V162H218ZM235 163V162H234ZM20 163H18L17 165H19ZM39 164V163H38ZM50 164V165H51ZM86 164H88L92 169L91 170H93L94 168L96 169L95 171H97V169L98 170H102V174L100 173V171H98V172H93L92 174L91 173H89L88 171H86V169H85V167L87 166ZM212 164H213V162H212ZM222 164H224V163H222ZM227 164V162L225 163V165ZM264 164V163H263ZM16 165V164H15ZM14 165V166H15ZM29 165H31V164H29ZM66 165H68L69 167L68 168H70V170H68V168H66L67 166ZM93 165V164H92ZM163 165H165V164H163ZM218 165V164H217ZM231 165V164H230ZM235 165V164H234ZM238 165H240V162H238ZM254 165V164H253ZM262 165V164H261ZM5 166V165H4ZM167 166H168V163H167ZM219 167H223V166H220V164L218 165ZM217 166V167H218ZM9 167V168H10ZM18 167V166H17ZM36 167V166H35ZM90 167H87V168H89V170H90ZM164 167V166H163ZM197 167V169H198V171L195 169ZM215 167V166H214ZM16 168V167H15ZM29 168H30V166H29ZM50 168V167H49ZM48 168V169H49ZM242 168H245L247 171L246 172H248L251 176H254V177H256V179H257V183H259V185H255L254 186V183L255 182H253V185H251V184H248L247 182V184L246 183H244V180L243 179H246V178H243V172H244V170H242ZM259 168V167H258ZM109 169V167L107 168V170ZM164 169H166L165 167H164ZM171 169H169L168 171H171ZM0 170L2 171V168H0ZM8 170V169H7ZM25 170V171H26ZM88 170V169H87ZM104 170V171H103ZM106 170V171H107ZM110 170V169H109ZM108 170V171H109ZM157 170V171H158ZM162 170V169H161ZM167 170V169H166ZM107 171V172H108ZM158 171V172H159ZM163 171H165V170H163ZM262 171V170H261ZM8 172H10V170H8ZM7 171H6V173H8ZM15 172V171H14ZM24 172V171H23ZM106 172V173H107ZM143 172H146V174H143ZM161 172V171H160ZM166 172V171H165ZM172 172V171H171ZM171 172L170 173H168V175L169 174H171ZM175 172V171H174ZM178 172V171H177ZM12 173V172H11ZM105 173V174H106ZM148 173V174H149ZM150 173V174H151ZM163 173V172H162ZM167 173V172H166ZM165 173V174H166ZM5 174V173H4ZM56 174H59L60 176H62L61 174H64V177H62L63 179L64 178H66L69 182H71V183H73L74 185H75V187H69V188H72V189H68V186L67 185H64V186H57V187H54L53 185V183H49L48 182V180H51L53 177H55L54 175H56ZM94 174V175H93ZM108 174V173H107ZM106 174V175H107ZM180 174H178V175H180ZM263 174V173H262ZM6 175V174H5ZM8 175H9V173H8ZM22 175H24V174H22ZM96 175V176H95ZM110 175V174H109ZM135 175V176H134ZM153 175H154V173H153ZM160 175V174H159ZM167 175V174H166ZM244 175H246V174H244ZM264 175V174H263ZM27 176V175H26ZM25 176V177H26ZM105 176V175H104ZM150 176V175H149ZM152 176V175H151ZM155 176H157L156 175V173H155ZM155 176H152V177H154L155 178ZM161 176V175H160ZM163 176V175H162ZM170 176V175H169ZM173 176H175V177H173L172 178V176H171V178L173 179V181H174V179L177 177V175L175 174V173H173ZM248 176V175H247ZM24 177V176H23ZM102 177H103V175H102ZM109 177V176H108ZM141 177V176H140ZM244 177H246V176H244ZM104 178V177H103ZM103 178H101V179H103ZM106 179L105 180H107V176L105 177ZM149 178V177H148ZM163 178H164V176H163ZM171 178H169V179H171ZM206 178H208V180H211L210 178H212V180H211V182L212 181H214L215 183H217L218 185H220L226 192H227V194H228V196H226V197H224V199L221 201V200H219V201H221V203L220 204H216L217 206L215 207V208H213V207H210L209 205H208V203H207V201H206V199H205V197L203 196L202 197V193H206V187L209 185L208 183V185L206 184ZM25 179V178H24ZM40 179H42V180H40ZM55 179V178H54ZM52 180V181H55V180ZM153 179V178H152ZM151 179V180H152ZM172 179H171V181H172ZM254 179V178H253ZM16 180V179H15ZM23 180V181H22ZM59 180V179H58ZM120 180V179H119ZM157 180H158V177L154 180V181H156L157 182ZM168 180V179H167ZM167 180H165V181H163V180H161V184L164 182V183H167ZM255 180V179H254ZM253 180V181H254ZM51 181V182H52ZM60 181V180H59ZM58 181V182H59ZM64 181V183L66 182V180H63ZM139 181V180H138ZM153 181V182H154ZM56 182V181H55ZM123 182V181H122ZM121 182V183H122ZM149 182H152V181H149ZM159 183H160V181H158ZM168 182H170V181H168ZM176 182V181H175ZM60 183H61V181H60ZM63 183V182H62ZM120 183V182H119ZM210 183V182H209ZM250 183V182H249ZM256 183V184H257ZM53 184V185H52ZM56 184V183H55ZM59 184V183H58ZM90 186H89V185ZM112 184V183H111ZM154 184H156L157 185V183H154ZM160 184V185H161ZM169 185H170V183H168ZM179 184V185H180ZM94 185V187H95V185L97 186H99V188H102V191L101 190H99V188H98V190H96V188L97 187H95V189L94 188H92L91 186H93ZM121 185H119V186H121ZM164 185V184H163ZM169 185H166L167 186V188H170V187H168ZM172 185H175V183L174 184H172ZM212 185V184H211ZM65 186H67V188L65 187ZM69 186H71V185H69ZM80 186H82V187H84L83 189H80L79 187ZM111 186V185H110ZM114 186H112V187H114ZM165 186V185H164ZM177 186V185H176ZM213 186V185H212ZM78 187V188H77ZM116 187H118V186H116ZM116 187H114V188H116ZM160 187H162V186H160ZM160 187H158V188H160ZM209 187V186H208ZM216 187V186H215ZM220 187V188H221ZM121 188V187H120ZM137 188V187H136ZM156 188H157V186H156ZM178 188V187H177ZM210 188H212V187H210ZM209 188V189H210ZM83 190L82 192H86L85 194H86V200H84V199H82V197L80 198V200H78L77 199V201H73V200H75V199H73V198H76L75 196V194L74 193H76L77 192V190L78 191H80V190ZM113 189V188H112ZM142 189V188H141ZM145 189V188H144ZM164 189V188H163ZM179 189V188H178ZM215 189V188H214ZM18 191V192H20L21 190H23V193H18V192H16V193H18L17 195L15 194V195H12L13 194V192L12 191ZM30 191V193H35V192H37V191H40V193H38L39 194V196L36 194L35 196H31V195H28V194H26L25 193V191ZM86 190V191H85ZM119 190V189H118ZM120 190H122V188L120 189ZM158 190V189H157ZM169 190V189H168ZM170 190H171V188H170ZM176 190V189H175ZM218 190V189H217ZM220 190L221 189H219V191H216L217 193L219 192L220 193ZM0 191V192H1ZM5 191V192H6ZM113 191V190H112ZM163 191H165V190H163ZM162 191V193L164 194V192ZM212 191V193L211 194H213L214 192H213V189L212 190H210V192ZM223 191V190H222ZM14 192V193H15ZM140 192H141V194H140ZM166 192V191H165ZM173 192H174V190H173ZM179 192V191H178ZM208 192V191H207ZM216 192H215V194H216ZM12 193V194H11ZM28 193V192H27ZM120 193H122V191H120ZM170 193V192H169ZM168 193V194H169ZM176 193V192H175ZM68 194H73V195H75V196H70V198L72 197V201H70V199L68 200V197H69V195ZM126 194V195H127ZM166 194V193H165ZM164 194V195H165ZM177 194H179V193H177ZM211 194H209V195H211ZM67 195H68V197H67ZM80 194H79V192H78V196H79ZM81 195H83V193L81 194ZM105 195H107V196H105ZM126 195H125V197H126ZM127 195V196H128ZM142 195V196H141ZM172 195V194H171ZM170 194H169V196H171ZM174 195V194H173ZM225 196L226 194H221V196ZM1 196V195H0ZM77 196V198H79ZM128 196V197H129ZM163 196V195H162ZM169 196H168V198H169ZM175 196V195H174ZM177 196V195H176ZM175 196V197H176ZM182 196L180 195V196H178L179 197V199H180V197L182 198ZM205 196H206V194H205ZM211 196H213V195H211ZM215 196V195H214ZM217 196H219V195H217ZM217 196H215V198L217 197ZM83 197H85V195H83ZM153 197H154V199H153ZM164 197L165 196H163V199H164ZM130 198V197H129ZM132 198V197H131ZM157 198H159V199H157ZM166 198V197H165ZM173 198V197H172ZM206 198H208V197H206ZM214 198V197H213ZM128 199V198H127ZM170 199V198H169ZM124 200H126L125 198H124ZM128 200H130V199H128ZM162 200V199H161ZM160 200V201H161ZM167 199H165V201H166ZM174 200V199H173ZM176 200V199H175ZM174 200V201H175ZM209 200V199H208ZM216 200V199H215ZM217 200V201H218ZM131 201V200H130ZM168 201V200H167ZM212 201V200H211ZM4 202H2V203H4ZM127 202V203H126ZM155 202H156V204H155ZM179 202V201H178ZM210 203H213V201L212 202H210ZM173 204L174 203H172V208H173ZM239 204L240 203H238V204H236L237 206H235V208L237 207V208H239ZM242 204V203H241ZM22 205V206H23ZM214 205V204H213ZM219 205V206H218ZM243 205V204H242ZM241 205V206H242ZM38 206H36V207H38ZM137 206V205H136ZM175 206V205H174ZM215 206V205H214ZM240 206V207H241ZM249 206L247 207V210L245 209V210H243V211H240V212H242L241 214L243 215V213H244V215H243V217H240V218H244L245 217V215H249L251 212L248 210V208H249ZM23 208V207H22ZM24 208H25V206H24ZM29 208V209H28ZM176 208V207H175ZM232 209H233V207H231ZM237 208H236V210H237ZM16 209V208H15ZM20 209V208H19ZM36 209V208H35ZM38 209V208H37ZM39 209H41V208H39ZM240 209V208H239ZM235 210V209H234ZM232 211V210H231ZM238 211V210H237ZM174 212V211H173ZM240 212L238 213H235V214H238V215H236V216H240L239 214H240ZM234 213V212H233ZM253 213V212H252ZM231 215H232V212H231ZM231 215H230V217H231ZM241 215V216H242ZM255 216H256V213L254 214ZM253 214H252V218H253V216H254ZM135 216V217H134ZM177 216H178V214H177ZM235 216V217H236ZM263 216V215H262ZM262 216H259V217H257V219H260ZM234 217V218H235ZM232 218V217H231ZM246 218V217H245ZM251 218V217H250ZM173 219V220H172ZM236 219V218H235ZM247 219V218H246ZM254 219V218H253ZM262 219H264V217L262 218ZM230 220H232V219H230ZM230 220H227V222L229 221V223H230ZM245 219H243V221H244ZM252 220V219H251ZM250 220V222H253V220L251 221ZM36 221H42L44 224H46L47 226H49V228H51L52 227V231H50V233L54 236V238H51V234L50 235H47L46 234V232H45V234H44V231L45 230H43L42 228H43V223H42V225L39 223V224H37L38 222H36ZM226 221V220H225ZM233 221H234V219H233ZM246 221V220H245ZM235 222V221H234ZM233 222V223H234ZM246 223V222H245ZM245 223H242L241 224V222L239 223V224H241L242 226H243V224H244V226H245ZM254 223L255 224H252V223H250V226L249 227H251V225H252V227H254V229H253V231L250 229H247L246 231H247V233H248V236L252 239V241L254 240L255 242H258V239H259V235H257L258 236V238H257V236H256V234H255V232H258V234H259V232H260V236L262 235V237H264V225H263V223H261L259 220H255L254 219ZM236 224V223H235ZM213 225H215V228L213 227ZM230 225H232L231 223H230ZM229 225V226H230ZM237 225V224H236ZM63 226V227H62ZM242 226H241V228H242ZM45 227V226H44ZM59 227V226H58ZM238 227V226H237ZM251 227V228H252ZM47 228V227H46ZM228 228H230V227H228ZM58 229H60V228H58ZM57 229V231H59L60 232V230H58ZM231 229V228H230ZM234 229V228H233ZM2 230V229H1ZM47 230H48V228H47ZM56 230V229H55ZM224 230H226V229H224ZM228 230V229H227ZM226 230V231H227ZM232 230V229H231ZM230 230V231H231ZM5 231V230H4ZM55 233H56V231H54ZM53 232V233H54ZM59 232H57V233H59ZM220 232H223V231H221L220 230ZM229 232V231H228ZM241 232V231H240ZM1 233V232H0ZM47 233H49V230H48V232ZM225 233V232H224ZM224 233H222V234H224ZM232 233V232H231ZM243 234H244V232H242ZM262 233V234H261ZM228 234V233H227ZM236 234V233H235ZM242 234V235H243ZM63 235V234H62ZM52 236V237H53ZM59 236V235H58ZM60 236H61V234H60ZM222 236H224V237H226L225 235H222ZM230 237V236H229ZM60 238H63V236H61ZM246 238H247V236H246ZM228 239H230V238H228ZM52 240V242H50ZM62 240V239H61ZM233 240V239H232ZM248 240V239H247ZM249 241H250V239H249ZM263 241V240H262ZM45 242H48V246L46 247V248H43L45 251H43L44 253L42 254V247H41V245L42 244H44ZM232 242V241H231ZM237 242V241H236ZM264 242V241H263ZM40 243H41V245H40ZM234 243V242H233ZM243 243V242H242ZM249 243V242H248ZM253 243V242H252ZM1 244V243H0ZM3 244V243H2ZM245 244V243H244ZM45 245H47V243H45ZM75 245H77V246H75ZM258 245V244H257ZM259 245H261L260 243H259ZM1 246H3L4 247V245H1ZM80 246V247H79ZM245 246V245H244ZM243 246V247H244ZM247 246V245H246ZM245 246V247H246ZM264 246V245H263ZM44 247V246H43ZM258 247V246H257ZM260 247V246H259ZM91 250L90 252L91 253H89V251L88 250ZM227 249H229V251H227ZM233 249L236 251H234L235 253H236V255L235 254H233L234 252H233ZM243 249V248H242ZM245 249V248H244ZM243 249V250H244ZM260 249V248H259ZM264 249V248H263ZM262 249V250H263ZM2 250H3V248H2ZM1 250V248H0V251H2ZM65 250V249H64ZM72 250V249H71ZM69 251V252H72V251ZM74 250V249H73ZM238 250H239V248H238ZM247 249H245V251H246ZM257 250V249H256ZM5 251V250H4ZM68 251V250H67ZM248 251V250H247ZM3 252V251H2ZM2 252H0V253H2ZM185 252L188 254V252H189V254H188V256H187V254H186V256L188 257V259H187V257H185ZM253 252H255V251H253ZM259 252H260V250H259ZM184 253V255H182ZM248 253H249V251H248ZM247 253V254H248ZM261 253V252H260ZM4 254V253H3ZM3 254H1V256H3ZM67 254V253H66ZM69 254L70 253H68V255L67 256H69ZM262 254V253H261ZM5 255V254H4ZM10 255V253L8 254V256ZM12 255H14V254H12ZM178 255H182V256H184L185 258L184 259H187V260H184V259H181L182 258V256L181 257H179ZM203 255V256H204ZM208 255V256H209ZM254 255H256V253L254 254ZM0 256V257H1ZM6 256V255H5ZM72 256V253H71V255L69 256V257H71ZM192 256H194V254L193 255H191V257ZM203 256H200V258H199V261H198V263L199 264H217V263H215V261L213 260H210L209 259V257H203ZM257 256H259V254H257ZM10 257H11V255H10ZM64 257V258H63ZM199 257V256H198ZM198 257L196 258V259H198ZM260 257H262V256H260ZM8 258V257H7ZM68 258V257H67ZM212 258V259H213ZM4 259V260H3ZM2 260L3 261H1V262H5V258H3ZM69 259V258H68ZM194 259V260H193ZM261 259V258H260ZM1 260V259H0ZM261 260H264V259H261ZM196 261V260H195ZM258 261V262H257ZM68 261H67V259H66V263H67ZM6 263H8V262H6ZM69 263V262H68ZM67 263V264H68ZM197 263V262H196ZM197 263V264H198ZM0 264H5V263H0ZM9 264V263H8ZM261 264V263H260Z\"/></svg>",
  "mask_w": 264,
  "mask_h": 264
},
{
  "label": "rangeland",
  "instance_id": "374dc122",
  "mask_svg": "<svg viewBox=\"0 0 264 264\" xmlns=\"http://www.w3.org/2000/svg\"><path fill=\"white\" fill-rule=\"evenodd\" d=\"M114 1H119V0H114ZM122 0H120V2H121ZM124 1H126V3L125 2H123L122 1V8L125 6V5H127L128 6V8L126 7H124L125 8V10H124V8H123V12L121 13V15H119L118 17V19L115 17V15H112L109 11H108V13H106L107 12V10H106V12H105V9L104 8H102V7H97V8H99L100 9V11H99V9L97 10V8L95 9V12H96V10L97 11H99L100 12V17L101 18H105V20L106 21H108V22H111L112 24H114L115 22H116V24H119L118 22L120 21V26L122 25V23L125 21V18L123 17V13H125V12H127V13H125L124 15H125V17H127V18H129L128 19V24L132 27V29H133V32H134V36L135 37H138V39H140L141 41H142V44L144 45L143 47H144V49L146 48V50H145V52H143L142 54H137V55H135V57L137 58V57H139V59H136V58H134L133 57V59H136V60H131V61H128V60H122V59H116L117 58V56L115 55V54H117L118 55V51H119V48L116 46H114L112 43H111V41H109L108 40V43H107V41L105 42V49H104V53L106 54V52L108 53V54H106L107 55V59L105 60V61H109V63L107 64L106 62H101V63H96L93 59H88V61H86L85 59H83L82 58V61H81V55L80 54H83V52L85 53V51H91L92 52V55L94 56V54H96L97 52H98V47L96 46V44H95V42H94V40H95V36H97V32H98V29L97 28H95V26H94V24H92V23H90V22H85L86 23V25L84 26L83 25V27H84V29L86 30V32H85V36H86V40L84 41V43H82V42H80V43H78L79 44V46L81 45L82 46V48H81V46H80V48H81V50L79 51V49L77 48L76 50L74 49V51L72 50V52H71V50L70 49H68V48H66L61 42H59L57 39H55V38H53V36L52 35H47L46 33H45V30L44 31H42L43 30V28L41 27V28H39V27H37V26H31L30 24V22L29 21H27V19L28 18H24V19H21L20 20V24H19V26L21 27V28H19L20 30L18 31V30H13V32H11L9 35V38H10V40H12V41H10V42H8V43H5V44H1V42H0V64L2 65H0V93H1V95H0V122L5 126H2V124L0 123V128L2 129V128H4V129H2L3 131L5 130V128H6V130H8V128H9V130L8 131H6L5 130V132H7V133H5L4 132V134L3 133H1L0 135H3V136H0V139L2 140L3 138H5V139H3L2 140V144L4 145V143H6V142H8L12 137L14 138L15 136H17V138L16 139H11V140H13L14 142H15V140H17L15 143L21 148V150L23 149V151L25 150V152L27 151V153H25V154H28V155H23L24 154V152H22L21 150V152H19V153H17L18 155L20 154V156L22 157H25L26 158V156H28V158H26L27 159V161H25L26 163H28L27 164V166H26V164H25V166H24V161L22 162L23 164H21V162H17V163H15V164H13L12 162H11V164H13V166L11 165V167H10V165L9 166H7L6 164H8L9 162L8 161H6L5 160V158L1 155V157L2 158H4V159H0V168H2V171L0 170V173L1 172H4V170H5V174L3 173V176H4V178H8L9 179V177L11 178L12 176H11V174L13 175V177L10 179V180H12L13 178V180L14 181H21V177H22V179L23 180H26V178L28 177V173H27V170L29 169H32L33 167L34 168H37V166L39 165V166H41L40 164H42V166L44 165V167H42V168H46L47 170H53V164H54V162L52 163V159L53 160H57L56 159V157H58V161H59V159H60V162H61V158H59V157H61V155L63 156V155H66V157H71V159H77L80 155H79V153L80 154H82L81 155V157H83V159H89L90 160V166L93 168V166H95V164H97L96 165V167L98 166V167H100V168H104L103 166H105L106 165V163L104 164V162H101V164L103 163V166L101 165V166H99V162H98V160L96 159V162L94 163V160H93V158H96V156L94 155V153L92 154V152L90 153L87 149H86V145H85V141H84V139H86V137L88 136V137H90V136H93L94 134H95V136L96 137H98V138H100V136H101V138L100 139H102V140H104V139H106V138H108V139H106V140H104V141H106V146H107V148L109 147L110 149L109 150H112L113 148L112 147H114L115 146V143L117 144V141L119 140L120 141V139L122 140L123 138H124V136L125 137H130V140H131V142H135V141H139L138 143L137 142H135V145L137 144H139L138 146H139V148L141 147V149H140V151H141V153H143V157H146L147 155V158H143L142 157V154L140 155L142 158H143V163H148V164H151V162L152 161H154V160H152V159H155V161L154 162H152L153 164H157L159 161L161 162H159L158 164H160V165H162V168H160V166H159V169H160V171L158 170V168H157V170L159 171H157V170H155V171H152V173L150 174L149 172H147V175L145 176V175H143L142 176V174L141 175H139V174H135L134 176H135V181L133 182V184L135 183V185H133L134 187H135V189L137 190V194L139 193V190H141L143 193H142V195H144V193H145V191H147L149 188L151 189V190H154V194H155V197H157V195L158 194H160V199L159 198H157V199H159V201H158V203L160 204V202L162 203V202H167L168 204L169 203H174L173 204V208H172V203H171V206H170V208H171V210L172 209H174V210H172L171 211V217L173 218V217H177L178 219L180 218V215H179V213L177 212L176 213V211H177V205L178 204H180V202L182 201V199H183V196H182V192H183V195H184V191H183V186H182V184H180V183H182V179L183 178H181L182 176H181V174L179 173V168L177 167L175 170L172 168H167V167H169V160H168V158H171L172 157V155H173V152H174V149H173V141L172 140H175V138L178 136V134L177 133H180L179 132V130H178V128H176V123H178L179 121H180V119L182 118V110L180 109V108H178L179 107V94L177 93V88H179V86H181V88H179V89H183L182 91L183 92H185L184 90L186 89H188L187 91L189 92V88L191 87L192 88V90H191V88H190V94L192 95L193 93L195 94V92L193 91V89L197 86H199L200 85V82H198V81H201V83H204V82H207V84H209L210 86H212V92H210L209 94L208 93H206V94H198L197 95V93L194 95H192V97L193 96H195V97H197V98H199L198 100H196V103H191V107H194L195 109L197 108L200 112H206L205 114H209L211 117H213V131H218V132H216V133H219V134H222V135H220V138L217 140V142H216V149H217V151H216V149L214 150V148L212 149V151L209 153L210 155L212 154V156H213V159L211 158L212 156H210L209 155V164L213 167V168H215V169H217V168H225V167H228V166H236L237 165V167H242V165H241V162H245L246 160H247V163L249 162L250 163V166H251V163H253L252 164V166L251 167H253V166H256L257 167V174L259 175V176H262V177H264V162L261 160V155L258 153V152H256V153H253V154H251V155H249V154H245L244 155V153H245V151H243V150H241V149H243L244 147H242L243 146V144L241 145V144H238L239 142L241 143V142H243V143H245V144H251L252 142H251V139H250V134H251V131H253V132H255V128L258 126H260L261 127V125L263 126V127H261V129L263 130V132H264V66H263V64L261 63V62H263V60H264V0H225V2H224V0H211V1H209V0H203V1H201V0H189V1H186L185 3H183V0H180V1H182V2H180V4H182V5H178L179 7L177 8V10H176V17L174 16V19H173V21L171 22V24H170V22L169 23H167V24H164V25H166L167 27L166 28H168L170 31H171V36L170 35H168L169 37L168 38H170L171 39V41H170V39H167V35H166V31L168 30V29H166V28H164L163 26V24L161 23V21H160V19L158 18V16H156L158 13H156V12H162L163 11V9H164V13H165V10H167V8H168V1L169 0H158V1H160V3H159V6H158V2L155 0H128V2H127V0H124ZM197 1V2H196ZM199 1V2H198ZM228 3H227V2ZM232 1V3H230ZM257 1H259V2H257ZM166 2V3H165ZM191 3V4H189V3ZM196 2V3H195ZM209 2V3H208ZM40 3V5L42 6V8H43V6L45 7V6H47V7H45V8H43V10H49L51 7L49 6L50 5V3H47V2H39ZM45 3H47V4H45ZM157 5H156V4ZM186 3H187V5H186ZM165 5V6H164ZM186 5V6H185ZM226 5V6H225ZM233 5H234V7H233ZM141 6V7H140ZM161 6V7H160ZM192 6V7H191ZM19 7H20V5H17V9H19ZM161 9H160V8ZM165 7V8H164ZM167 7V8H166ZM188 7V8H187ZM193 7H195V8H193ZM47 8V9H46ZM143 8V9H142ZM157 10H156V9ZM227 8V9H226ZM103 9H104V11H103ZM145 9V10H144ZM179 9V10H178ZM190 9H192V10H190ZM194 9H196V10H194ZM2 10V13L1 14H3L4 16H7L8 18V21H9V23L11 24V25H13V27H15V24H12L11 23V21L13 22V23H15L16 22V20H15V18L14 17H16L17 18V16H15L14 14H13V10H8L7 8H5L4 6L2 7V5H0V11ZM52 10V9H51ZM51 10H49V11H47V12H49V13H52L53 11H51ZM186 10V11H185ZM188 10H189V12H188ZM194 10V11H193ZM12 13H11V12ZM101 11H103L102 12V14H101ZM156 11V12H155ZM194 12V15L192 16V14H193V12ZM196 11L197 12H199V13H196ZM132 12V13H131ZM145 12V13H144ZM167 12H168V10L166 11V14H167ZM192 12V13H191ZM10 13V14H9ZM96 13H98V12H96ZM104 13H105V15H104ZM152 13V14H151ZM170 13V12H169ZM106 14H108V15H106ZM127 14H129V16H127ZM188 14V15H187ZM223 16H222V15ZM10 15V16H9ZM132 15V16H131ZM190 15H191V17H190ZM217 15V16H216ZM226 15V16H225ZM58 16H60V21H63V23H62V25H66V24H68L67 22H69L68 21V19L66 18L67 16H64V15H62V14H58ZM63 16V17H62ZM110 16V17H109ZM149 16V17H148ZM153 16V17H152ZM197 18H196V17ZM225 16V17H224ZM10 17V18H9ZM39 17L40 18H42L43 16L41 15V14H39ZM122 17V18H121ZM134 17V18H133ZM155 17H157L158 18V20H157V18H155ZM223 17V18H222ZM14 18V20H12ZM65 18V19H64ZM114 18V19H113ZM124 18V19H123ZM130 18H132V20H130ZM187 18V19H186ZM194 18V19H193ZM218 18V19H217ZM109 19H111V21H109ZM113 19V20H112ZM115 19H117V20H115ZM183 19V20H182ZM224 19V20H223ZM152 20V21H151ZM202 20V21H201ZM15 21V22H14ZM113 21H115V22H113ZM122 21V22H121ZM132 21V22H131ZM156 21V22H155ZM21 22H22V24H21ZM29 22V23H28ZM39 22H43V20L42 19H40L39 20ZM160 22V23H159ZM202 24H200V23ZM125 23V22H124ZM124 23H123V25H124ZM147 23V24H146ZM149 23V24H148ZM156 23H157V25L158 24H160L158 27L156 26ZM199 23V24H198ZM88 24V25H87ZM133 24H134V26H133ZM154 24V25H153ZM168 24H170V25H168ZM178 25V27H177V25ZM228 24V25H227ZM238 24V25H237ZM25 25V26H24ZM93 25V26H92ZM122 25V26H123ZM150 27H149V26ZM163 25V26H162ZM185 25V26H184ZM28 26V27H27ZM136 26V27H135ZM152 26H153V28H152ZM155 26V27H154ZM169 26V27H168ZM172 26V27H171ZM174 26L175 27H177V28H179L178 30L182 33V35H183V37H181V34H179V33H177V32H179L178 30H175V29H177V28H174ZM201 26V27H200ZM225 26V27H224ZM65 28H66V26H64ZM67 27H69V25H67ZM133 27H135V28H133ZM259 29V34H258V29ZM34 28V29H33ZM36 28H39V30L38 29H36ZM156 30H155V29ZM161 28H162V30L163 31H161ZM165 30H164V29ZM204 30H203V29ZM228 28V29H227ZM36 29V30H35ZM93 29H95L94 31H93ZM137 29V30H136ZM174 29V30H173ZM76 31H80L79 30V28H77V29H75ZM159 30V31H158ZM205 30H207V31H205ZM256 30V31H255ZM39 31V32H38ZM120 31H122L121 29H120ZM135 31L136 32H138V33H135ZM183 31V32H182ZM187 31V32H186ZM221 31V32H220ZM15 32H17V33H15ZM38 32V33H37ZM44 32V33H43ZM87 32H89V34L87 33ZM92 32H94V33H92ZM160 32V33H159ZM164 32V33H163ZM174 32V33H173ZM176 32V33H175ZM225 32V33H224ZM14 33L15 34H17V35H14ZM19 33V34H18ZM36 33H37V36H36ZM41 33V35H39ZM92 33V34H91ZM121 33V32H120ZM212 33V34H211ZM260 33H263V34H260ZM28 34V35H27ZM46 36H45V35ZM87 34V35H86ZM122 34V33H121ZM159 34H160V36H159ZM162 34V35H161ZM177 34V35H176ZM196 34V35H195ZM207 36H206V35ZM213 37L212 39H211V36ZM237 34V35H236ZM89 35V36H88ZM95 35V36H94ZM164 35V36H163ZM175 35V39H177V41L175 40V39H173L174 36ZM180 35V36H179ZM87 36H88V38H87ZM141 36V37H140ZM164 38H163V37ZM165 36H166V39L170 42V43H172V41H176V43L178 42V40H179V43L180 42H182V41H180L181 39L183 40V44L181 43V44H179V43H177V44H179V45H181L180 46V48L179 49H182L183 50V46H184V51L186 50L188 53H189V55H190V58H189V60H192V61H190V63H191V67L193 68H189V71H191V72H189L190 73V75L189 74H187L182 80L183 81H180V82H183V83H179V85H177V87L175 86V85H173L172 83V81L170 80V79H167V78H169V76L167 77V78H165L168 74H169V70L168 69H166L167 68V66H166V62H162L163 60H162V58L163 57H161V55L162 56H165V53H166V55L167 56H169V53L167 54V52H169V50L168 51H165V53H162V52H164L162 49H161V51H159L160 50V46L158 47V45L162 42V40L164 39L165 40ZM177 36V37H176ZM179 36V37H178ZM35 37V38H34ZM92 37V38H91ZM94 37V38H93ZM144 37V38H143ZM207 37H209L210 38V40H208L207 39ZM17 38V39H16ZM27 38V39H26ZM92 39L93 40V42H92V40L90 41V39ZM184 38H185V40H184ZM29 39V40H28ZM32 39H35V40H32ZM50 39V40H49ZM157 39V40H156ZM162 39V40H161ZM207 40V41H205V40ZM40 40V41H39ZM89 40V41H88ZM143 40H144V42H147V44L146 43H144L143 42ZM161 40V41H160ZM166 40V42H168ZM202 40V41H201ZM15 41V42H14ZM26 41V42H25ZM29 41V42H28ZM74 41V40H73ZM87 41H88V43H87ZM204 41H205V43L206 42H208V43H206L207 44V46H205V45H203V44H205L204 43ZM235 41V42H234ZM18 42V43H17ZM23 43V44H25L24 45V47L25 48H27V46H28V48H32V50L36 53L37 52V54H36V58L35 59H30V60H26V61H23V59H18V57L16 58V56L13 54V47H15L17 44H19L20 46H23V44L21 45L20 43ZM28 42V43H27ZM34 42L35 43H38V44H34ZM75 42V41H74ZM151 42V43H150ZM159 42V43H158ZM186 42V43H185ZM203 42V43H202ZM17 43V44H16ZM29 43H33V45L31 44H29ZM88 44V46H85V45H87ZM56 44V45H55ZM62 44V45H61ZM82 44H84V45H82ZM110 44H112V45H110ZM186 44L188 45L187 47H185L186 46ZM13 45V46H12ZM27 45V46H26ZM40 45V46H39ZM53 45V46H52ZM91 45V46H90ZM95 45V47H93ZM148 45V46H147ZM208 45H209V47H208ZM33 46V47H32ZM37 46V47H36ZM84 46V47H83ZM108 46H110L111 48L113 47H115L114 49H111L110 47H108ZM192 46V47H191ZM216 46V47H215ZM89 47V48H88ZM256 47V48H255ZM27 48V49H28ZM88 48V49H87ZM157 48H159V50L157 49ZM187 48V49H186ZM254 48V49H253ZM82 49H83V51H82ZM85 49V50H84ZM116 49V50H115ZM170 50H171V48H169ZM191 49V50H190ZM192 49H193V52H192ZM248 49V50H247ZM11 50V51H10ZM36 50V51H35ZM40 51L42 52V51H44V53L42 52V53H40ZM55 51V52H54ZM95 51H97V52H95ZM117 51V52H116ZM172 51V50H171ZM47 52H48V54H49V56L51 57H49L48 56V54H47ZM79 52V53H78ZM90 52V53H91ZM113 52L115 53V54H113ZM148 52V53H147ZM214 52V53H213ZM215 52H216V54H215ZM220 52V53H219ZM42 54L41 56H43V58L44 57H46V60L44 59V61L42 60V57L41 56H39L40 54ZM68 53V54H67ZM199 53V54H198ZM237 53V54H236ZM248 53V54H247ZM257 53H258V55H257ZM45 56H44V55ZM46 54H47V56H46ZM79 54V55H78ZM195 54V57L193 58L192 56ZM209 54V55H208ZM245 55V57H244V55ZM115 55V56H114ZM214 55V56H213ZM152 56V57H151ZM246 56H247V59H245L246 58ZM250 56V57H249ZM48 57V58H47ZM61 59H60V58ZM80 57V58H79ZM116 57V58H115ZM118 57H119V55H118ZM159 57V58H158ZM160 57H161V59H160ZM192 57V58H191ZM236 57V58H235ZM242 59H245V60H247L248 61V64L246 65L247 66V68H245V66H243V64L241 63V58ZM249 57V58H248ZM14 58H16V59H14ZM50 58V59H49ZM165 58H166V56H165ZM165 58H163L164 60H165ZM240 58V59H239ZM12 59H14V60H12ZM50 60V61H52V62H50V61H47V60ZM68 59V60H67ZM111 59H113L112 61H111ZM158 59H160V60H158ZM195 59V60H194ZM238 59V60H237ZM248 59H250V60H248ZM255 59V60H254ZM31 60H33V61H31ZM34 60H38L37 62L35 61L34 62ZM228 60V61H227ZM48 63H47V62ZM90 61V62H89ZM112 63H111V62ZM119 61V62H118ZM138 63H137V62ZM195 61V62H194ZM212 61V62H211ZM239 61V62H238ZM22 62V63H21ZM41 62V63H40ZM42 62H43V64H42ZM50 62V63H49ZM87 62V63H86ZM127 62V63H126ZM158 62V63H157ZM227 62V63H226ZM236 62V63H235ZM13 63H14V65H13ZM45 63V64H44ZM98 65V67H97V65ZM116 63V64H115ZM136 63V64H135ZM151 63V64H150ZM155 63V64H154ZM162 63V64H161ZM222 63V64H221ZM3 64H4V66H3ZM71 64V65H70ZM88 64V65H87ZM101 64V65H100ZM42 65H44V66H42ZM46 65L51 69V70H53V71H58L57 69H56V67H60V68H62L63 66H65V68H64V70H62V69H60L59 68V71L58 72H60L61 73V71H63V75H65L66 76V78L68 77L69 79V81L71 82V83H69L68 85H65V84H62L59 80H57L56 78H55V76L54 77H52V75L50 74V73H48L44 68L46 67ZM49 65H53V66H49ZM103 65V66H102ZM152 65H157L156 67H158L157 69L159 70L160 69V73L158 74H156V75H153V76H150L149 75V70H150V67L149 66H152ZM252 65V66H251ZM32 66H33V68H32ZM41 66L43 67V68H41ZM62 66V67H61ZM68 66V67H67ZM77 66V67H76ZM90 66V67H89ZM96 66V67H95ZM113 66V67H112ZM166 66V67H165ZM189 66V67H190ZM9 67H11V68H9ZM13 67V68H12ZM25 67V68H24ZM35 67V68H34ZM52 67H54V68H52ZM96 68V69H94L96 72H97V76H95L96 78H95V80L97 79V82L94 80V78H92L91 76H93V75H95L94 74V72L92 73V69L93 68ZM110 67H112L111 69H113L114 71H115V77H114V75H112L111 77H110V79L107 81V82H110V83H107L105 80H104V72L103 71H106V70H108V69H110ZM162 67V68H161ZM243 67V68H242ZM262 67V68H261ZM29 68V69H28ZM40 68V69H39ZM71 68V69H70ZM84 68L86 69V68H89L88 69V71H89V73L87 72V70L86 71H84ZM99 68V69H98ZM214 68V69H213ZM228 68V69H227ZM11 69V70H10ZM32 69V70H31ZM56 69V70H55ZM78 69V70H77ZM244 69V70H243ZM37 71V70H39V71H37L36 73L34 72V71ZM42 70L43 71H45V72H42ZM93 70V71H94ZM168 70V71H167ZM210 74V77L212 76V75H214L215 77H211V78H209L208 77V74H207V72ZM224 70V71H223ZM243 70V71H242ZM81 72V74H80V72ZM118 71V72H117ZM205 71V72H204ZM242 71V72H241ZM2 72V73H1ZM34 72V73H33ZM66 72V73H65ZM91 72V73H90ZM101 72V73H100ZM165 72V73H164ZM211 72V73H210ZM47 74V75H45V74ZM75 73V74H74ZM85 73L88 75V77L90 76L91 78H88L87 76H85ZM10 74V75H9ZM33 74V75H32ZM36 74L38 75V77L36 76ZM72 74V75H71ZM83 74V75H82ZM102 74V75H101ZM165 74V75H164ZM192 74V75H191ZM212 74V75H211ZM240 76H239V75ZM255 74V75H254ZM263 74V75H262ZM20 75V76H19ZM26 75V76H25ZM236 75H238L237 77L240 79L241 78V80L239 81H236L237 80V77H236ZM40 76V77H39ZM42 76V77H41ZM84 76V77H83ZM165 76V77H164ZM243 76V77H242ZM32 77V78H31ZM75 77V78H74ZM82 77V79L83 78H85V77H87L86 79H87V84L86 83H84V81H85V79H83V80H81V81H83V82H81V81H78V80H80V78ZM100 77V78H99ZM103 77V78H102ZM143 77V78H142ZM193 77H194V79H193ZM253 77V78H252ZM34 78V79H33ZM36 78V79H35ZM41 78V79H40ZM196 78V79H195ZM215 78V79H214ZM101 79V80H100ZM124 79V80H123ZM133 79V80H132ZM186 79V80H185ZM244 79V80H243ZM253 79V80H252ZM14 80V81H13ZM52 80V81H51ZM89 80H94L93 82H91V81H89ZM139 80H143V85L144 86H148L147 87V89H148V93H150L151 91L153 92H151L150 94H149V99H152L153 100V98L154 97H156V96H162L161 98L163 99V98H165V100L167 101H165L164 102V105H166V107H167V104L169 103V106L167 107V109H164V110H166L165 112H164V110H163V108L161 107V108H157L156 106H151L149 109H148V111L144 108V110L143 109H141L140 110V114H141V112H142V114L144 115V118L147 120V121H145V119H140L141 121L142 120H144V121H140L141 122V124H142V128L144 127H148L149 125L150 126H152V124H151V119H152V123H153V125H155L158 121H159V125H160V123L162 124V126H163V124H164V126L162 127L161 125H160V127H158V126H155L156 127V129H157V127H158V129L159 128H161L162 127V129H163V133H162V129L160 130V132L159 131H157V130H155V127L153 128V127H150L151 128V130L150 129H146L145 128V130H150L151 131V133H148V131H143V129L141 128V126L139 125V121H138V125L139 126H137L136 125V123H134L135 124V126L138 128V130L137 131H140L141 133L140 134H138L139 132H137V131H134V130H131V128H130V126H129V124L126 122V120H125V117L127 116V114H129L130 113V109H131V106L133 105V101H135V99H136V96L135 95H137V90L136 89H138L139 90V88H137V83L139 82ZM195 80H196V82H195ZM72 81H74V82H72ZM89 81V82H88ZM103 81H104V87L106 88V85H107V88L105 89L104 88V91L101 89V83H103ZM112 81H113V83H112ZM117 81V82H116ZM245 81V82H244ZM253 81V82H252ZM6 82H7V84H6ZM60 82V83H59ZM80 82V83H79ZM86 82V81H85ZM94 82H96V84L98 85H95V83ZM115 82L116 83H118L119 85H117V84H115ZM122 82V83H121ZM135 82V83H134ZM137 82V83H136ZM163 82V83H162ZM166 82H169V83H166ZM171 82V83H170ZM188 82V83H187ZM194 82V83H193ZM238 82H240V83H238ZM46 83V84H45ZM73 83V84H72ZM75 83V84H74ZM82 83H84V84H82ZM89 83V84H88ZM91 83H94V84H91ZM98 83H100V84H98ZM162 83V84H161ZM198 83H199V85H198ZM225 83V84H224ZM244 83V84H243ZM70 84H71V86H72V88L73 87H75V88H71V86H70ZM114 84V85H113ZM127 87V88H125L124 87V85ZM146 84V85H145ZM148 84V85H147ZM172 84V85H171ZM197 84V85H196ZM239 84V85H238ZM249 84V85H248ZM252 84V85H251ZM33 85V86H32ZM37 85V86H36ZM91 85V86H90ZM109 85V86H108ZM123 85V86H122ZM128 85V86H127ZM194 85V86H193ZM236 85H238V87L236 86ZM21 86V87H20ZM80 86V87H79ZM94 86V87H93ZM113 86H115V87H113ZM119 86V87H118ZM123 88L124 87V89H126V90H124V92H123V97H122V92H120V90H121V87ZM135 86H136V88H135ZM166 86V87H165ZM185 86H186V88H185ZM240 86V87H239ZM25 87V88H24ZM67 87V88H66ZM70 87V88H69ZM117 87V88H116ZM129 87H132V88H129ZM158 87V88H157ZM183 87V88H182ZM189 87V88H188ZM194 87V88H193ZM16 88V89H15ZM23 88V89H22ZM59 88V89H58ZM80 88V89H79ZM111 90H110V89ZM114 88H115V90L118 92H120V96L115 92V90H114ZM151 90H150V89ZM154 88V89H153ZM214 88V89H213ZM250 88H254L255 90H259V94L260 95H258V94H253L251 91H250ZM51 89V90H50ZM55 89V90H54ZM74 90V91H72V90ZM77 89V90H76ZM94 89V90H93ZM98 89V90H97ZM113 89V90H112ZM128 89H129V91H128ZM135 90L134 92H136L135 94H134V92H133V90ZM159 89V90H158ZM161 89H163V90H161ZM235 89V90H234ZM45 90V91H44ZM81 91V93L82 94H85L84 96H86L85 97V100H84V102L83 103H85V105L86 106H84V105H82L83 103H81V106H79L80 108L83 106V108H79L78 109V106H76V108L74 107V106H71L72 105V103H69L68 105L70 106V109H71V111L69 112V113H67L66 114V112H65V107L67 106V101L64 99V101L65 102H67V103H62V99L63 98H65V96L64 95H66V97L68 96V94H69V96H71V91L72 92H75V91ZM107 90H109V93L110 92H115V94L114 95H116L115 97H117V102H118V104L119 105H117L116 103H115V100L114 101H112V102H109V100H107V99H105V98H107V96L106 95H108V94H106L108 91ZM3 91V92H2ZM80 91L78 92L79 94H80ZM83 91H86V92H83ZM106 91V92H105ZM129 92L128 93V95H126L127 94V92ZM132 91V92H131ZM193 91V92H192ZM217 91V92H216ZM225 91V92H224ZM228 91V92H227ZM231 91V92H230ZM237 91V92H236ZM59 94H58V93ZM66 92V93H65ZM101 92V93H100ZM118 92V93H119ZM156 92L158 93V94H156ZM35 93V94H34ZM38 93V94H37ZM88 93V94H87ZM173 93V94H172ZM176 93V94H175ZM238 93V94H237ZM23 94H24V96H23ZM51 94H53L52 96H54V97H57L56 99L58 100L57 102H55L54 104H56V105H53V104H51V102H50V100L48 99V97H47V95H51ZM55 94V95H54ZM132 94V95H131ZM152 94V97L150 96ZM187 94H189V93H187ZM187 94H184L185 96H189V95H187ZM233 96H232V95ZM46 95V96H45ZM62 95V96H61ZM90 95V96H89ZM97 95V96H96ZM125 95V96H124ZM155 95V96H154ZM165 95V96H164ZM199 95H201V97H198ZM251 95V96H250ZM109 96V95H108ZM228 96H230V97H228ZM242 97V99L243 98H245V99H247V100H249L251 103H254V104H251L250 106L249 105H244V104H241L242 102H240L241 101V97ZM12 97H13V99H12ZM47 97V98H46ZM169 97V98H168ZM189 97H191V96H189ZM204 97V98H203ZM216 97V98H215ZM225 97L226 99H228V102L227 103H223L222 101H223V98ZM172 98H174V99H172ZM210 98V99H209ZM240 98V99H239ZM252 100H251V99ZM171 99V100H170ZM21 100V101H20ZM42 100V101H41ZM120 100V101H119ZM125 100V101H124ZM152 100H149L151 103H152ZM169 100V101H168ZM200 100V101H199ZM215 100V101H214ZM61 101V102H60ZM63 101V102H64ZM107 101V102H106ZM163 101H164V99H163ZM199 101V103H197ZM220 101V102H219ZM252 101H254V102H252ZM20 102V103H19ZM86 102L88 103V104H86ZM109 102V103H108ZM240 102V103H239ZM50 103V104H49ZM111 103H114V104H116V106H114V104H111ZM166 103V104H165ZM172 105H171V104ZM260 103V104H259ZM17 104V105H16ZM21 104V105H20ZM31 104V105H30ZM176 104V105H175ZM198 104V105H197ZM218 105V106H220V107H222L221 109H220V113H219V115H216V116H214V115H211V112L213 111V109H211V107L213 108V105ZM256 104V105H255ZM4 105V106H3ZM33 105V106H32ZM59 105H62V106H59ZM66 105V106H65ZM74 105V104H73ZM92 105V106H91ZM98 105V106H97ZM113 105V106H112ZM173 105H174V107H173ZM17 106V107H16ZM24 108V107H27V106H29L30 108H32L34 111H36L35 113H36V119L34 120L33 119V121L29 118V117H27L26 115H25V113H22L23 111L21 110V109H23L22 107ZM51 106V107H50ZM88 106V107H87ZM175 108V110H177L176 112L174 111V109L172 108ZM195 106H198V107H195ZM8 107V108H7ZM15 107V108H14ZM20 107H21V109H20ZM45 107V108H44ZM59 107V108H58ZM61 107H63V109L61 108ZM85 107H87L86 109H85ZM241 107V108H240ZM246 107V108H245ZM5 108H6V110H5ZM19 108V109H18ZM50 108V109H49ZM153 108V109H152ZM168 108H170L171 109V111H169L170 109H168ZM177 108V109H176ZM260 108V109H259ZM10 109H12V110H10ZM15 109V112L17 113H15V112H13V110ZM16 109H17V111H16ZM47 109V110H46ZM61 109V110H60ZM77 109V110H76ZM83 109V110H82ZM88 111V113H86V111ZM162 109V110H161ZM203 109V110H202ZM210 111H209V110ZM18 110H21V112L20 111H18ZM212 110V111H211ZM73 111V112H72ZM76 111V112H75ZM111 111V112H110ZM159 111V112H158ZM169 111V112H168ZM180 111V112H179ZM235 111V112H234ZM20 112V113H19ZM38 112V113H37ZM77 113V115L75 114V113ZM92 112V113H91ZM107 112V113H106ZM120 112V113H119ZM146 112V113H145ZM161 112H164V113H161ZM171 112V113H170ZM12 113H14V114H12ZM22 113V114H21ZM72 113H74V115L76 116H72L73 114ZM148 113V114H147ZM177 113V114H176ZM213 113V112H212ZM23 114H24V117L26 116L27 117V120L28 119H30L29 121H25L26 120V117H25V120H24V117L23 118H21L22 116H23ZM38 114V115H37ZM59 114V115H58ZM82 114V115H81ZM88 116H87V115ZM97 115V118L99 119V121H100V119H101V123H102V125H100V126H96L95 124H94V122L91 120V118L89 117L90 115ZM110 115V117H109V115ZM153 114V115H152ZM154 114H155V116H154ZM162 114V115H161ZM164 114V115H163ZM165 114H167V115H169L168 117L169 118H173L172 120L171 119H169V118H167V116L165 115ZM174 114L176 115V116H174ZM218 114V113H217ZM229 114V115H228ZM13 115V116H12ZM15 115H17V117H18V115L20 116L21 115V117L19 118H17V117H15L14 118V116ZM65 115V116H64ZM99 115V116H98ZM102 117H101V116ZM146 115V116H145ZM149 115L151 116V118H149ZM230 115H231V117H230ZM11 116H12V118H11ZM40 116H41V118H40ZM44 116V117H43ZM51 116V117H50ZM66 116H68V117H66ZM148 116V117H147ZM179 118H178V117ZM180 116H181V118H180ZM227 116V117H226ZM78 117V118H77ZM84 117H85V119H84ZM88 117V118H87ZM120 117V118H119ZM154 117V118H153ZM156 117H157V119H156ZM175 117H177V120H176V118ZM224 117V118H223ZM13 118L15 119L14 121H13ZM39 118L41 119V121L39 120ZM43 118V119H42ZM66 119V118H68L69 120H70V122H71V125H72V123L73 122H75V123H73V125L71 126V132H70V129H69V132L71 133V134H68L69 136H67L66 134V132H64V130H65V126H64V128H63V130L61 131V129H62V127H60V129H59V122L57 123V121H60L61 120V122H63V120L64 119ZM76 118V119H75ZM89 118H90V120H89ZM228 118V119H227ZM5 121H4V120ZM45 119H48L49 121H53L54 122V124H58V129L56 128V130L54 131V129L55 128H52V127H50L51 128V130L52 131H49L48 130V128H46V127H43V126H45V125H43V124H45L46 122H44L45 121ZM123 119V120H122ZM155 119V120H154ZM158 119H160V120H158ZM12 121V122H8V121ZM44 120V121H43ZM118 120V121H117ZM121 120V121H120ZM171 120V121H170ZM217 120V121H216ZM249 120V121H248ZM25 121V122H24ZM39 122L38 123V125H36L37 124V122ZM55 121H56V123H55ZM89 121V122H88ZM155 121H156V123H155ZM161 121V122H160ZM166 121V122H165ZM41 122V123H40ZM42 122H43V124H42ZM52 122V123H53ZM120 124H119V123ZM145 122V123H144ZM148 122H149V125L147 126V124H148ZM171 122H176V123H171ZM217 124H216V123ZM9 123V124H8ZM13 123V124H12ZM21 123V124H20ZM31 125H29V124ZM34 123V124H33ZM103 123H104V125L106 126H104L103 125ZM123 123V124H122ZM125 123V124H124ZM169 123V124H168ZM226 123V124H225ZM240 123V124H239ZM12 124V126H10L9 127V125H11ZM39 124H41V125H39ZM61 124V123H60ZM172 124V125H171ZM174 124V125H173ZM176 124V125H175ZM216 124V125H215ZM220 124V126H218ZM234 126H233V125ZM259 124H261V125H259ZM28 125V126H27ZM33 125V126H32ZM35 125H36V127L38 128H36L35 127ZM43 125V126H42ZM55 125V126H56ZM92 125V126H91ZM145 125V126H144ZM157 125V124H156ZM228 125V126H227ZM257 125V126H256ZM39 126H41L40 128H42V129H39ZM82 126H83V128H82ZM94 126H96V127H94ZM104 126V127H103ZM172 126H174V127H172ZM216 126H217V129H219V130H217V129H215L216 128ZM227 126V127H226ZM230 126V127H229ZM242 126H243V128L244 129H242ZM246 126V127H245ZM256 126V127H255ZM8 127V128H7ZM17 127V128H16ZM86 127H87V129H86ZM124 129H123V128ZM126 127H128L129 128V131H128V128H126ZM221 127H222V129H221ZM234 127V128H233ZM240 127V128H239ZM255 127V128H254ZM12 128H13V130H12ZM15 128V129H14ZM19 128V129H18ZM34 128H35V130H34ZM49 128V129H50ZM85 128V129H84ZM99 128H101V129H99ZM136 128V129H137ZM141 128V130H139ZM149 128V127H148ZM152 128L154 129V133H156L155 131H157V135H158V132H159V135L157 136L156 134H154L153 133V131H152ZM165 128V129H164ZM223 128L225 129V132L223 131ZM232 128V130H230ZM21 129V131H20V133H19V131L18 130H20ZM25 129V130H24ZM33 129V130H32ZM84 129V130H83ZM97 129V130H96ZM126 129V130H125ZM167 129V130H166ZM175 131H174V130ZM178 131H177V130ZM234 129V130H233ZM11 130H12V132H11ZM15 130H16V132H15ZM22 130H24V131H22ZM37 130V131H36ZM43 130V131H42ZM47 130V131H46ZM61 131V134L62 135H64V137L61 135V137H60V133H59V131ZM88 131V134H87V131ZM90 130V131H89ZM170 130V131H169ZM173 130V131H172ZM222 130V131H221ZM227 130V131H226ZM229 130V131H228ZM237 130V131H236ZM261 130V131H262ZM32 131V132H31ZM86 131V132H85ZM119 131V132H118ZM133 131L135 132V134L133 133ZM143 131V132H142ZM149 131V132H150ZM167 131V132H166ZM232 131V132H231ZM234 131V132H233ZM240 131V132H239ZM260 131V132H261ZM8 132H10L9 134L10 135H12L9 139H7L10 135L8 134ZM22 132H24L23 134H21ZM26 132L28 133V135H26ZM31 132V133H30ZM56 132H58V133H56ZM62 132H64V133H62ZM92 133V135L91 134H89V133ZM103 132V133H102ZM137 132V133H136ZM144 132H145V134H144ZM221 132V133H220ZM230 132V133H229ZM243 132V133H242ZM252 132V133H253ZM260 132H258V133H260ZM263 132L262 133H260V134H257V135H260V136H257L258 137V139L259 140H262V141H264V134H263ZM12 133V134H11ZM21 134L22 135V138H21V135L20 136H18L19 134ZM79 133L81 134V135H79ZM85 135H84V134ZM126 133V134H125ZM162 135H161V134ZM166 133V134H165ZM192 132H189V133H186V137H188V135H189V137H190V140L189 139H187L185 136H184V138L185 139H187L188 141H186L187 143H189V144H187L186 143V145L185 146H187V147H185L182 151H183V153L185 152V153H187L188 154V152H189V155H187V154H185V158H186V156H188L186 159L185 158H183V153H182V156L180 157V158H182V159H184V160H182V159H180V160H182V161H184V162H187V163H191V160L194 158V153L196 152L195 150L197 149V148H195V147H197L196 145H197V142H196V139H195V137H193V134H191ZM225 135H224V134ZM7 134H8V136H7ZM14 134H16L15 136H14ZM18 134V135H17ZM30 134L31 135H33V136H30ZM40 134V135H39ZM42 134V135H41ZM51 134V135H50ZM56 134V135H55ZM59 134V135H58ZM73 134V135H72ZM110 134H113L112 135V137H117L118 138V140H117V138H116V140H115V143H114V138H112L113 140L111 141V139L109 140V137L108 136H110ZM147 134V135H146ZM165 134V135H164ZM171 134V135H170ZM174 134V135H173ZM188 134V135H187ZM192 135V137H191V135ZM228 134V135H227ZM233 134H234V136H233ZM235 134H237V135H235ZM261 134H262V136H261ZM24 135V136H23ZM45 135V136H44ZM58 135V136H57ZM146 135V136H145ZM155 135V136H154ZM164 135V136H163ZM168 135V136H167ZM177 135V136H176ZM232 135V136H231ZM30 136V137H29ZM71 136H73V137H71ZM78 136V137H77ZM103 136V137H102ZM136 136H138L139 138H140V140H142V139H144V137H145V139H146V141H145V139H144V141L141 143L140 142V140H139V138L138 137H136ZM163 136V137H162ZM167 136V137H166ZM171 136H173L174 138L172 139V137ZM176 136V137H175ZM228 137V138H226V137ZM235 136H237V137H235ZM23 137H24V140H23ZM27 137V138H26ZM35 137V138H34ZM37 137V138H36ZM66 137H69L68 139H71V140H68ZM71 137V138H70ZM106 137V138H105ZM134 137V138H133ZM141 137H142V139H141ZM169 137V138H168ZM188 137V138H189ZM233 137V138H232ZM240 137V138H239ZM249 137V138H248ZM29 138V139H28ZM61 138H63V139H61ZM74 138V139H73ZM82 138V139H81ZM230 138V139H229ZM237 140V141H235V139ZM19 139H22L23 140V142H22V140H19ZM28 139V140H27ZM30 139H31V141H30ZM41 139V140H40ZM53 139V140H52ZM61 139V140H60ZM67 139V140H66ZM73 139V140H72ZM76 139V140H75ZM137 139V140H136ZM160 139V140H159ZM226 139V140H225ZM1 140H0V149H2V148H4V147H2L1 145ZM6 140H8V141H6ZM29 141V142H27V141ZM46 140V141H45ZM75 140V141H74ZM77 140H79V141H77ZM224 140V141H223ZM6 141V142H5ZM21 141V142H20ZM25 141H26V143H25ZM32 141H33V143H32ZM39 141H40V143H39ZM48 141H50V142H48ZM54 141V142H53ZM74 141V142H73ZM108 141V142H107ZM170 141H172V142H170ZM196 142V143H194V142ZM221 141V142H220ZM223 141V142H222ZM227 141V142H226ZM231 141V142H230ZM18 142V143H17ZM21 144H20V143ZM37 142V143H36ZM55 142H57V143H55ZM59 142V143H58ZM77 142H79V143H77ZM83 143V145H82V143ZM112 142V143H111ZM164 142V143H163ZM233 142V143H232ZM235 142H238V143H235ZM26 144V146L24 145L23 146V144ZM28 143H29V145H28ZM43 143V144H42ZM110 143H111V145L113 144V146H111L110 145ZM160 143V144H159ZM170 143H172V145H170ZM193 143V144H192ZM231 143V144H230ZM30 144H32V145H30ZM52 144V145H51ZM60 144V145H59ZM76 144V145H75ZM82 146H81V145ZM145 144V145H144ZM220 144L222 145V146H220ZM225 144V145H224ZM36 145V146H35ZM45 145V146H44ZM79 145V146H78ZM109 145V146H108ZM137 145H136V151H135V156H136V154H137V156H139L138 154H140V153H138V152H140L139 151V148L137 147ZM141 145V146H140ZM148 145V146H147ZM154 145H156V146H154ZM164 145V146H163ZM241 147H240V146ZM5 146V145H4ZM23 146V147H22ZM32 146V147H31ZM65 146H66V148L68 149H66L65 148ZM68 146V147H67ZM74 146V147H73ZM75 146H77V147H75ZM143 146H145V147H143ZM146 146L149 148H146ZM167 146H169L168 148H167ZM172 146V147H171ZM191 146V147H190ZM217 146L219 147L220 146V148H221V150H224V151H221L220 150V148H217ZM227 146V147H226ZM29 147V149L30 150H28L27 148ZM35 147H36V149H38V147H46L49 151H51V153L50 152H48V150L46 149V151H44L45 149L44 148H39L38 150H40V151H38V150H36L35 149ZM54 147V148H53ZM56 147V148H55ZM62 147V148H61ZM72 147H73V149H72ZM85 147V148H84ZM154 147V148H153ZM162 147V148H161ZM171 147V148H170ZM195 148V150H194V148ZM223 147H225V148H223ZM234 147V148H233ZM237 147V148H236ZM25 148V149H24ZM32 148H33V150H32ZM58 148H60L59 150L61 151V153H60V151L58 150ZM69 148H71V149H69ZM79 148H82V150L81 149H79ZM159 148V149H158ZM166 148V149H165ZM223 148V149H222ZM27 149V150H26ZM43 149V150H42ZM51 149V150H50ZM55 149H57V150H55V152H54V150ZM83 149L85 150H87V151H85V153H84V151H83ZM154 149V150H153ZM168 149V150H167ZM170 149H172V150H170ZM186 149V150H185ZM189 149V150H188ZM227 151H226V150ZM231 149V150H230ZM33 151V154H35L34 152L36 151V154L37 153H39V156L37 155L36 156V154L35 155H32L31 153H32V151ZM62 150H64L63 152H62ZM75 150V151H74ZM152 150V151H151ZM162 150H163V152H162ZM164 150H166V151H164ZM188 150V151H187ZM213 150H214V152H213ZM218 150H220V151H218ZM239 150V151H238ZM30 151V154L28 153ZM43 153H42V152ZM53 151V152H52ZM59 151V152H58ZM69 152V154H68V156H67V152ZM71 151V152H70ZM80 151V152H79ZM83 151V152H82ZM138 151V152H137ZM143 151V152H142ZM147 151H148V153H147ZM157 151V152H156ZM170 151V152H169ZM171 151H172V153H171ZM192 151H194V152H192ZM216 151V152H215ZM230 151V152H229ZM18 152V151H17ZM78 152V153H77ZM90 153L91 155H93V156H91V157H89L90 156V154H87V153ZM160 152H162V153H160ZM193 154L192 156H191V153ZM218 152V153H217ZM220 152H222V153H224V152H226L225 154H222V153H220ZM229 152V153H228ZM233 152V153H232ZM238 152V153H237ZM23 153V154H22ZM42 153V155H44L43 157H41L40 156V154ZM47 153H49V154H47ZM59 153V156L57 155ZM75 155L74 157H73V154ZM75 153H77V154H75ZM146 153H147V155H146ZM166 153H168L167 155L168 156H170V157H168L167 155H166ZM214 153V154H213ZM231 153H232V155H231ZM22 154V155H21ZM51 154H53L52 156H51ZM85 154L86 155H88V156H85ZM151 154V155H150ZM154 154V155H153ZM161 154V155H160ZM172 154V155H171ZM196 154V153H195ZM218 154H220L219 156H216V155ZM228 154V156H226ZM241 154V156H239ZM243 154V155H242ZM255 154L257 155V156H255ZM45 155L47 156V157H49L48 159L45 157ZM57 155V156H56ZM146 155V156H145ZM153 155V156H152ZM157 155V156H156ZM158 155H160V157H161V159H160V157L158 156ZM162 155L164 156V159H163V157H162ZM222 155V156H221ZM225 157H224V156ZM35 157L34 159L36 160V161H38L37 162V165L35 164L36 163V161H35V163H34V160H32L31 161V158L30 157ZM95 156V157H94ZM106 156V155H105ZM140 156L139 157H136L134 160L135 161H137V162H139L140 160L138 159V158H140ZM154 156H155V158H154ZM216 156V157H215ZM221 156V157H220ZM231 156V157H230ZM241 157V158H243V161H242V159L241 158H239V157ZM244 156V157H243ZM245 156H247V157H245ZM250 158H249V157ZM22 157V158H23ZM36 157H37V159H36ZM42 159V163L40 162V159ZM50 157H51V159H50ZM54 157V158H53ZM81 157H79L78 159H80ZM86 157V158H85ZM87 157H89V158H87ZM192 157V158H191ZM214 157H215V159H214ZM91 158V159H90ZM159 160H158V159ZM167 158V160H166V163L164 162L165 161V159ZM188 158H190L189 159V161L190 162H188ZM211 158V159H210ZM217 158V159H216ZM223 158V159H222ZM225 158V159H224ZM238 158V159H237ZM245 158V159H244ZM25 159V160H26ZM46 159V160H45ZM73 159V160H74ZM75 159V160H76ZM162 159H163V161H162ZM234 161H233V160ZM236 159V160H235ZM249 159V160H248ZM48 160V161H47ZM89 160H88V162H89ZM115 162H119L120 160H118V159H113ZM118 160V161H117ZM139 160V161H138ZM156 160H157V162H156ZM212 160V161H211ZM216 162H214V161ZM218 160V161H217ZM239 160V161H238ZM241 160V161H240ZM7 163H6V162ZM45 163H44V162ZM51 161V163H49V164H47L48 162H50ZM58 161H56V162H58ZM63 161V160H62ZM92 161V162H91ZM224 161V162H223ZM233 161V164L231 163ZM259 161V162H258ZM262 161V163H260ZM47 162V163H46ZM163 162V163H162ZM212 162H213V164H212ZM219 162V163H218ZM227 162V164L225 165V163ZM235 162V163H234ZM238 162H240V165H238ZM256 162H258V163H256ZM4 163H6V164H4ZM18 163H20L19 165H17ZM32 163H34V165L32 166ZM39 163V164H38ZM167 163H168V166H167ZM215 163V164H214ZM222 163H224V164H222ZM10 164V163H9ZM29 164H31V165H29ZM51 164V165H50ZM89 164V163H88ZM88 164H86L87 166L85 167V169H86V171H88L89 173H93V172H98V171H100V170H98L97 169V171H95L96 169L94 168L93 170H91L92 168L88 165ZM93 164V165H92ZM163 164H165V165H163ZM220 164V166H223V167H219L218 165ZM231 164V165H230ZM235 164V165H234ZM262 164V165H261ZM5 165V166H4ZM15 165V166H14ZM18 166V167H17ZM29 166H30V168H29ZM31 166H32V168H31ZM36 166V167H35ZM67 167L66 168H68L69 166L68 165H66ZM167 169H164V167ZM215 166V167H214ZM218 166V167H217ZM10 167V168H9ZM16 167V168H15ZM25 167L27 168L28 167V169L26 170L25 169ZM50 167V168H49ZM87 167H90V170H89V168H87ZM97 167V168H98ZM109 167V171L107 170V168ZM259 167V168H258ZM49 168V169H48ZM105 168H106V166H105ZM107 168L105 169V171L104 172H102V170L100 171V173L102 172V173H104V174H102L103 175V177H102V175H99V172L98 173H95L96 175H97V177L99 176L100 177V179H99V181L101 180V182H104V183H106V182H108V179H111L112 178V176H111V174L113 173L112 172V170H111V167L107 164ZM254 168V167H253ZM10 170V172H8V170ZM88 169V170H87ZM162 169V170H161ZM169 169H171V171H168ZM197 171H198V169H197V167L195 168ZM254 169H256V168H254ZM26 170V171H25ZM28 170V172H30ZM33 170V169H32ZM68 170H70V168H68ZM108 172H107V171ZM163 170H165V171H163ZM242 170H244V172H243V178H246V179H243L244 180V183H248V184H251V185H253V182H255L254 183V186L255 185H259V183H257V179H256V177H254V176H251L248 172H246L247 170L245 169V168H242ZM262 170V171H261ZM6 171L9 173V175H8V173H6ZM15 171V172H14ZM24 171V172H23ZM175 171V172H174ZM178 171V172H177ZM12 172V173H11ZM108 174H107V173ZM163 172V173H162ZM171 172V174H169L168 175V173H170ZM107 175H106V174ZM149 173V174H148ZM153 173H154V175H153ZM155 173H156V175L157 176H155ZM167 175H166V174ZM173 173H175L176 175H177V177L174 179V181H173V177H175V176H173ZM263 173V174H262ZM22 174H24V175H22ZM110 174V175H109ZM143 174H146V172H143ZM161 176H160V175ZM178 174H180V175H178ZM244 174H246V175H244ZM0 175H2V174H0ZM27 175V176H26ZM62 176H60L59 174H56V175H54L55 177H53L51 180H48V182L51 184V183H53L52 185L54 186V187H59V186H64V185H67L68 186V189H72L73 187H75V185L73 184V183H71V182H69L66 178H62V177H64V174H61ZM94 175V174H93ZM95 175V176H96ZM105 175V176H104ZM123 175H125V174H121V175H119L118 177H117V184L118 185H115L114 186V184L116 183V181H115V183L114 182H111L110 183V181L111 180H109V182L107 183V184H109V188H111V189H109V190H111L110 192H113V194L114 195H116L117 194V198L118 197H120L123 193L125 194L126 192H124L125 190H124V188H123V186L121 185V184H123L124 183V181H125V177H126V175H125V177H123L122 178V176ZM150 175V176H149ZM155 176V178L154 177H152V176ZM164 176V178H163V176ZM248 175V176H247ZM9 176V177H8ZM24 176V177H23ZM26 176V177H25ZM107 176V180H105L106 177ZM109 176V177H108ZM141 176V177H140ZM171 176H172V178H171ZM178 176H180V183H178L179 182V179H177V178H179ZM244 176H246V177H244ZM149 177V178H148ZM158 177V180H157V182L156 181H154L156 178ZM25 178V179H24ZM29 178V177H28ZM27 178V179H28ZM55 178V179H54ZM101 178H103V179H101ZM153 178V179H152ZM169 178H171L172 179V181H171V179H169ZM255 180H254V179ZM16 179V180H15ZM18 179V180H17ZM55 180V181H52V180ZM61 181V183H60V181ZM120 179V180H119ZM152 179V180H151ZM168 179V180H167ZM211 180H212V178H210ZM22 180V181H23ZM29 180V179H28ZM40 180H42V179H40ZM63 180H66V182L64 183V181ZM104 180V181H103ZM139 180V181H138ZM161 180H163V181H165V180H167V183H162L161 184ZM211 180H208V178H206V184L209 186H207L206 188V190L208 191H206V193L204 192V193H202V197L204 196L205 197V199H206V201H207V203H208V205L210 206V207H213V208H215L217 205L216 204H220L221 203V201L224 199V197H226V196H228V194H227V192L220 186V185H218L217 183H215L214 181H212L211 182ZM254 180V181H253ZM27 181V180H26ZM52 181V182H51ZM59 181V182H58ZM123 181V182H122ZM149 181H152V182H149ZM154 181V182H153ZM158 181H160V183L158 182ZM168 181H170V182H168ZM176 181V182H175ZM63 182V183H62ZM120 182V183H119ZM122 182V183H121ZM210 182V183H209ZM250 182V183H249ZM56 183V184H55ZM59 183V184H58ZM114 183V184H113ZM154 183H157V185L156 184H154ZM168 183H170V185L168 184ZM175 183V185H172V184H174ZM246 183V184H247ZM257 183V184H256ZM161 184V185H160ZM165 186H164V185ZM180 184V185H179ZM213 186H212V185ZM69 185H71V186H69ZM89 185V184H88ZM111 185V186H110ZM119 185H121V186H119ZM166 185H169L168 187H170L171 188V190H170V188H167V186ZM177 185V186H176ZM67 186H65L66 188H67ZM73 186V187H72ZM90 186V185H89ZM112 186H114V187H116V186H118V187H116V188H114V187H112ZM156 186H157V188H156ZM160 186H162V187H160ZM216 186V187H215ZM69 187H72V188H69ZM92 188H94L95 189V187H97L96 188V190H98V188H99V186L97 185H95V187H94V185L93 186H91ZM122 188V190H120L121 188ZM137 187V188H136ZM158 187H160V188H158ZM179 189H178V188ZM210 187H212V188H210ZM221 187V188H220ZM78 188V187H77ZM80 189H83L84 187H82V186H80L79 187ZM113 188V189H112ZM142 188V189H141ZM145 188V189H144ZM164 188V189H163ZM210 188V189H209ZM215 188V189H214ZM79 189V190H80ZM117 189V190H116ZM119 189V190H118ZM158 189V190H157ZM159 189L161 190V192L159 191ZM169 189V190H168ZM176 189V190H175ZM213 189V192L216 190V191H219V189H221L220 190V193L218 192H216V194H215V192L213 193V194H211L212 193V191L210 192V190H212ZM218 189V190H217ZM1 190H3V189H0V191ZM99 190H101L102 191V188H99ZM113 190V191H112ZM115 190H116V192H115ZM143 190H145V191H143ZM163 190H165V191H163ZM173 190H174V192H173ZM223 190V191H222ZM6 191V190H5ZM3 191L4 192V194H3V192L1 191L0 192V206L2 205V204H4V205H2L3 207H5L6 205H8L7 207H9V208H11L12 209V207H13V209L14 210H17V207L16 206H19L18 207V211H20V210H23V209H27L26 207H29L30 209H32L33 211H41V210H43L42 209V207H40L41 205L39 204V206L37 205V204H35L34 206L35 207H33V205H23V204H19V205H17V204H15V206H13L12 205V203H10L11 204V206H10V204H6L4 201H2V202H4V203H2L1 202V197L3 196V195H6L7 194V192H8V194H10V191ZM12 191V190H11ZM19 191V190H18ZM18 191H16V192H18ZM83 190H80V191H78L77 190V192L76 193H74L75 195H73V194H68L69 195V197H68V195H67V197H68V200L70 199V201H72L73 199H75V200H73V201H77V199L78 200H80V198L82 197V199H84V200H86L85 198H86V194L84 193V192H82ZM86 191V190H85ZM120 191H122V193H120ZM157 191H159L158 192V194L156 195V193H157ZM162 191L164 192V194L162 193ZM179 191V192H178ZM182 191V192H181ZM13 192V194L12 195H17L18 193L20 194V193H23V190H21L20 192H18V193H16L15 191H12ZM15 192V193H14ZM28 192V193H27ZM78 192H79V196H78ZM116 194H115V193ZM156 192V193H155ZM170 192V193H169ZM176 192V193H175ZM25 193L26 194H28V195H31V196H35L36 194L39 196V194L38 193H40V191H37V192H33V193H30V191H25ZM83 193V195H85V197H83V195H81ZM171 195V196H169V194ZM177 193H179V194H177ZM226 194L225 196L223 195V196H221V194ZM3 194V195H2ZM118 194L120 195V196H118ZM123 194V195H124ZM127 194V193H126ZM125 194V195H126ZM140 194H141V192H140ZM176 196H174V195ZM205 194H206V196H205ZM209 194H211V195H213V196H211V195H209ZM122 195V196H123ZM125 195H124V197H123V201H129L128 203H127V205H128V209H130V203H131V211L133 212V214H134V211L138 208V206H139V208H138V210H141V206L140 205H138L137 203H135V205H133L134 204V202H132L133 201V196H129L128 194V196L130 197H128L127 195H126V197H125ZM141 195V196H142ZM165 196L164 197V199H163V196ZM182 196V198L180 197V199H179V197L178 196ZM217 196V195H219V196H217L216 198H215V196ZM70 196H75L76 198H73L72 199V197L70 198ZM77 196L79 197V198H77ZM105 196H107V195H105ZM122 196L120 197V199H122ZM138 196H139V194H138ZM168 196H169V198H168ZM132 197V198H131ZM173 197V198H172ZM206 197H208V198H206ZM214 197V198H213ZM3 198V197H2ZM124 198L126 199V200H124ZM130 199V200H128V199ZM223 198V199H222ZM119 199V198H118ZM153 199H154V197H153ZM162 199V200H161ZM165 199H167L166 201H165ZM175 201H174V200ZM209 199V200H208ZM216 199V200H215ZM221 200V201H219V200ZM161 200V201H160ZM171 200V202H169ZM213 201V203H210V202H212ZM218 200V201H217ZM179 201V202H178ZM264 201V200H263ZM238 203H240L239 204V208H237L238 206L236 205V204H238ZM238 203H236V204H231V205H233V206H230V204H228L227 205V209H229V207H230V209H229V212H230V214H229V216H228V219L226 218L225 220H224V222H225V224H226V226L225 227H223L222 229H218L217 227L215 228V225H213V227L215 228V230L217 229V235H218V237H219V234H218V230H219V233H220V239L223 241V239L225 240L224 241V243H226V244H228L227 243V241H226V239L227 240H229L228 242H229V245L231 244L232 245V247H234V249H235V244L236 245H238V242H240L239 244H241V245H238L239 247H237L236 246V251L233 249V252L235 251L236 253H237V255L239 254L240 255V253H241V258L242 259H244L245 258V256L247 255V256H253L254 258H257V259H259V264L261 263V264H264V260H261V259H264V237H262V235L260 236V232H259V234H258V232H255V234H256V236L257 235H259V239H258V242H255L254 240L252 241V239L248 236V233H247V229H251L252 231H253V229H254V227H252V225H251V227H249L250 226V223H252V224H255L254 223V219L255 220H259L261 223H263V225H264V219H262L263 217H264V213H263V209H261V213H263V214H257V212L258 213H260V211L259 210H256L257 212H255V211H253L252 209H251V207L249 206V205H247V207L249 206V208H248V210L251 212L249 215H245V217L247 218H240V217H243V215H244V213H243V215L241 214L242 212H240V211H243V210H247V207L245 206L246 204L244 203V202H238ZM243 205H242V204ZM6 204V205H5ZM155 204H156V202H155ZM177 204V205H176ZM215 206H214V205ZM23 205V206H22ZM137 205V206H136ZM170 205V204H169ZM175 205V206H174ZM242 205V206H241ZM1 206V207H2ZM24 206H25V208H24ZM36 206H38V207H36ZM219 206V205H218ZM229 206V207H228ZM235 206H237L236 208H237V210H236V208H235ZM241 206V207H240ZM23 207V208H22ZM137 207V208H136ZM176 207V208H175ZM231 207H233V209L231 208ZM245 209H244V208ZM16 208V209H15ZM20 208V209H19ZM28 208V209H29ZM36 208V209H35ZM38 208V209H37ZM39 208H41V209H39ZM235 209V210H234ZM243 209V210H242ZM138 210H136L135 211V215H137V214H139V213H141V211H138ZM232 210V211H231ZM174 211V212H173ZM137 212H139V213H137ZM231 212H232V215H231ZM234 212V213H233ZM239 213L240 212V216H236V215H238V214H235V213ZM253 212V213H252ZM173 213H174V215H173ZM256 213V216L257 217H259V216H262L260 219H257V217L254 215ZM177 214H178V216H177ZM252 214L254 215L253 216V218H252ZM230 215H231V217H230ZM242 215V216H241ZM236 216V217H235ZM135 217V216H134ZM175 217V218H176ZM236 219H235V218ZM251 217V218H250ZM175 218H173V219H175ZM172 219V220H173ZM177 219V220H178ZM230 219H232V220H230ZM233 219H234V221H233ZM243 219H245L244 221H243ZM253 220V222H250V220ZM176 219L175 220H173L174 221V223L177 221ZM227 220H230V223L232 224V225H230V223H229V221L227 222ZM251 220V221H252ZM36 222H38V221H36ZM234 222V223H233ZM241 222V224L242 223H245V226H244V224H243V226L241 225V224H239ZM41 224L42 225V221H39L37 224ZM237 225H236V224ZM44 224V223H43ZM249 226H248V225ZM230 225V226H229ZM45 226V227H44ZM59 226V227H58ZM238 226V227H237ZM241 226H242V228H241ZM48 228V230H49V233H47L48 232V230H47V228ZM63 227V226H62ZM228 227H230V228H228ZM58 228H60V229H58ZM234 228V229H233ZM247 228V229H246ZM2 229V230H1ZM43 230H45L44 231V234H45V232H46V234L47 235H50L51 233H50V231H52V230H54V231H56V233L54 232H52V234H54V236H55V234H58V235H56L55 236V238L57 239L58 237H59V239H57V241H55V240H53V242H52V240L50 241V242H52L53 243V245H56L57 243H60V244H62V242H63V244H62V246L60 245V244H57V247L59 246V248L61 247V249H63V251L65 252L64 253V257L66 256V258H65V260H63V261H65L64 262V264H67L68 262V264H70V262H71V260L70 259H72L73 258V251H77V250H75L76 248H74V245L70 248L66 243H65V238H66V236L64 235V233H61V231H63V228H61V226H60V224H58V225H56V227H54V229H52V227L51 228H49V226H47L46 224H44L43 225V228H42ZM52 229V230H51ZM56 229V230H55ZM57 229L58 230H60V232L59 231H57ZM224 229H228L227 231L226 230H224ZM249 229V230H250ZM5 230V231H4ZM220 230L221 231H223V232H220ZM231 230V231H230ZM229 231V232H228ZM241 231V232H240ZM0 235H2L4 232L6 233L7 231H6V229L5 228H0ZM57 232H59V233H57ZM225 232V233H224ZM232 232V233H231ZM242 232H244V234L242 233ZM222 233H224V234H222ZM228 233V234H227ZM236 233V234H235ZM50 235L51 236V238H54V236L53 235ZM60 234H61V236H63V238H60L61 236H60ZM63 234V235H62ZM243 234V235H242ZM262 234V233H261ZM222 235H225L226 237H224V236H222ZM53 236V237H52ZM230 236V237H229ZM246 236H247V238H246ZM228 238H230V239H228ZM257 238H258V236H257ZM62 239V240H61ZM233 239V240H232ZM248 239V240H247ZM249 239H250V241H249ZM263 240V241H262ZM60 241H62V242H60ZM232 241V242H231ZM237 241V242H236ZM234 242V243H233ZM243 242V243H242ZM249 242V243H248ZM253 242V243H252ZM0 248H1V250H2V248H3V252L2 251H0V252H2V253H0V256H1V254H3V256H1L0 257V263H5V264H11L12 262H13V260H14V257H15V255H16V253H19V252H17L16 251V253H15V251L13 250V252L11 251L10 252V250H6V245H5V242L4 241H0ZM3 243V244H2ZM45 243H47V245H45ZM44 244H42L41 245V243H40V245H41V247H42V254L44 253L43 251H45L43 248H46L47 246H48V242H45ZM56 243V244H55ZM245 243V244H244ZM259 243L261 244V245H259ZM258 244V245H257ZM1 245H4V247L3 246H1ZM246 247H245V246ZM44 246V247H43ZM46 246V247H45ZM75 246H77V245H75ZM244 246V247H243ZM258 246V247H257ZM260 246V247H259ZM80 247V246H79ZM238 248H239V250H238ZM245 248V249H247L248 251H249V253H248V251L246 250L245 251V249L243 250V249ZM260 248V249H259ZM65 249V250H64ZM72 249V250H71ZM74 249V250H73ZM257 249V250H256ZM263 249V250H262ZM5 250V251H4ZM68 250V251H67ZM72 251V252H69V251ZM259 250H260V252L262 253H260L259 252ZM89 251V253H91L90 251V249L88 250ZM227 251H229V249H227ZM241 251H244V253L245 252H247V253H243V252H241ZM253 251H255V252H253ZM233 253V254H235L236 255V253ZM10 253V255H11V257H10V255L8 256V254ZM67 253V254H66ZM68 253H70L69 254V256L71 255V253H72V256L71 257H69V256H67L68 255ZM256 253V255H254ZM12 254H14V255H12ZM186 252H185V257H187L188 256V254H189V252H188V254H187V256H186ZM194 254V256H192L191 257V255H193ZM205 254V253H204ZM203 254V252L201 253H196V255H195V253H191L190 252V258L188 259V257H187V259H188V261H191V258H195V260L194 261H192L193 262V264H197L198 263V261H199V258H200V256H203L204 255ZM243 254L245 255L244 257H243ZM257 254H259V256H257ZM182 255H184V253L182 254ZM182 255H178L179 257H181ZM209 254H207V255H204L203 257H209V259H210V257H211V255H209ZM238 255V256H239ZM199 256V257H198ZM260 256H262V257H260ZM8 257V258H7ZM63 257V258H64ZM69 259H68V258ZM184 256H182V258L181 259H184L185 258ZM198 257V259H196ZM3 258H5V262H1V261H3L4 259ZM10 258H13L11 261H7L8 259L10 260ZM213 258V257H212ZM210 259V260H214L215 261V263H217V264H219V262H216V260H215V258H213V259ZM261 258V259H260ZM3 259V260H2ZM66 259H67V263H66ZM187 259H184V260H187ZM198 260V261H197ZM6 262H8V263H6ZM197 262V263H196ZM258 262V261H257ZM78 264H80V263H78ZM199 264V263H198Z\"/></svg>",
  "mask_w": 264,
  "mask_h": 264
}]
</instances>
